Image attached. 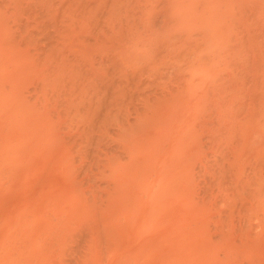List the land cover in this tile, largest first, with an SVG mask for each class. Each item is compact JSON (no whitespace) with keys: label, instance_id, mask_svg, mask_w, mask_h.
Masks as SVG:
<instances>
[{"label":"bare ground","instance_id":"bare-ground-1","mask_svg":"<svg viewBox=\"0 0 264 264\" xmlns=\"http://www.w3.org/2000/svg\"><path fill=\"white\" fill-rule=\"evenodd\" d=\"M1 1V0H0ZM5 1H7V0H5ZM12 1V0H11ZM11 1H10V3H8V4H11V7H12V4L13 3H15V4H18V3H20V5H25L26 4V1H28L27 2V5H26V9H27V12L26 11H24V9L21 7V8H19L18 7V5H15L16 6V8H17V10H16V12H14V11H10V9H5V8H3L4 10H5V12L6 13H9V11L10 12H13V13H10L11 15L10 16H14V13H15V16L14 17H16V14L18 13V15H21V14H19V11H21L20 13H24V15H27V16H20V17H17V18H20L19 20L18 19H12V18H10L8 15L9 14H4V16L3 17H5L4 19H12L13 21L14 20H18V26L17 25H14L13 23L14 22H11V24H13L14 25V27L16 26V28L17 27H19L20 28V33H15V32H13V33H10L11 32V30H10V28H9V25H11L10 23H8L7 21H6V23H8V26L6 27V23H5V25H3V24H1L2 22H5V21H1L2 19V17H0V24L2 25V26H5V28H9L8 30L10 31V32H7L6 30H5V28H3V27H1L0 28V30H2V29H4L5 30V32H7V33H5V32H1V33H5L4 35H2L1 33H0V43H1V45H5V46H1L0 48V55L2 56H0V60H1V58H3L2 60H4V61H6V60H9L8 61V63L7 62H3L2 60L0 61V63H2L0 66V68H4V66L6 65L7 66V68H10L9 67V64L11 65V64H13V61H16V60H13L14 58H18V62H19V66H21L20 64H26V63H28V62H24V61H26V60H28L29 61V57H30V59H32V57L31 56H28V55H30V53L33 51V53H31V55L32 54H34V52H36V54H34V55H32V56H35L32 60H30L31 62H29L30 64H37V65H35L36 67L35 68H37L38 66H39V68L37 69V70H35V72H34V75H32V77H34L33 78V80H36V82H34L33 80L32 81H30V79H31V76H29V78L30 79H28V81H30L31 83H29V84H25V83H27L28 81L26 80V79H24L25 78V76H26V78H28V75H26V74H24V73H27L28 72V70H26L27 72H25L24 70H22L23 72H21L20 70H18L19 68H21V69H25L26 67H28V69H29V67L32 69V65H26V67L25 68H23V67H18V68H16V70H14L15 68H14V66L12 67V69L10 68V69H7V70H10L9 72L6 70L5 71V73L3 72H1L2 73V76L0 77V87L3 89V88H5L7 91H9V89L11 88V89H13V90H10L11 92H7L8 94L9 93H11V94H13V95H15V94H17L16 96H11L10 94L8 95V96H5L7 93L5 92L6 90L4 89V90H2L1 89V91H0V103H5V104H0V105H2L3 106V108L2 109H0V115L1 116H3L4 115V117H2V118H0L1 119V121H0V123L1 122H3L0 126V140H2V142H0V156H4L5 157V154H6V156H8L7 155V153H9V151L11 152V151H13L14 152V154H11L12 156L10 157L11 159H9V157H5L6 159H8V160H10V161H6L5 163L6 164H2V163H0V166H1V168H0V171L1 170H3V171H5V169H7L8 170V172L6 171L5 172V174L7 173V174H10L9 173V171L11 172V171H14L15 169H17V171H19V173L21 174V175H23L22 173H24V172H26V171H24V172H20V170L18 169V168H20V166L22 165L21 163L23 162V161H25L26 162V160H31L32 161V163H33V158H31V156H30V154H28V153H30V152H35V150H37V149H35L34 150V148H38V151H40V152H42L41 150H39L40 148L38 147L39 146V144H40V146L42 145L44 148H42V146H41V148H42V150L45 152V153H42V154H46L47 155V157H46V155L44 156V157H46V159L48 158V160L49 161H47L46 160V162H45V160L43 161V162H45V163H47V162H49L50 163V165H52V166H56V168H58L59 169V171H65L66 172V174H64L63 176L64 177H69L70 176V174H68L67 175V173H71V172H69L70 170L74 173V175L73 176H71L72 178H74L73 180H72V178H71V184L72 183H75V182H77V181H81V180H83L82 182H84V181H86L85 182V185H86V183L88 184L90 181H93V180H99V179H95V178H97V177H100V176H105L106 177V180H107V184H106V187L108 186V184H111V187H109V188H112L111 190H108V189H105L104 188V186L103 185H105L103 182H102V180H101V182H96V181H93L92 183H95L96 182V185H98V183H102V186H97V187H94L93 186V189L94 188H98V189H104L103 191H108V192H110L111 193V191H113V193H114V195H115V199L117 198L118 199V197H119V201H121V203H119V201H117V202H114V203H119V206H122V207H120V208H123V209H127V210H125L126 212H128V211H130V207L132 208V210L130 211V212H128V213H131V212H135V210H138V209H141V208H134V207H138V206H140V205H137V206H134L133 207V204H134V202H136L134 205H136L137 204V202H141L139 199H140V193H145L146 191L145 190H147V189H144V188H149L150 186H145V185H148L150 182H148L147 181V179H148V177H149V175H154V174H151V173H157L158 175H156V176H158L159 178H160V180H159V178H157V180L158 181H152L151 183V185H152V187H155V189H156V186H154L153 184H155L156 182H158V184L160 183V185H158V184H156L157 185V188H161L160 186H164V184H165V182H166V184L168 183V185L169 186H173L172 184L173 183H176V184H174V185H180V184H177V182H183V181H181L182 179L181 178H183V177H181V175H180V179L177 181V182H174V181H176L177 180V177H176V180L174 179V177H175V175H173V177H171V175H170V168H169V166H168V160H167V155H169V153L167 154V153H165V152H163L162 151V149L160 148V147H166V146H169L170 145V143H172V145H173V147H174V145H175V147H176V145H177V143L178 142H180L181 140H183L184 141V137H183V132L185 131H179V132H177L178 130L176 129V130H174V131H172V133L170 134V133H168L167 134V131L168 130H172V129H174V128H172V123H176V120H175V122H173L174 120L173 119H177L176 117L178 116L177 115V113L178 112H180V111H178L179 110V108H181V107H179V106H181V104H180V102L181 103H184V102H182V98H185L184 100H189L191 97H193V95H197L196 93L199 91L198 89H195V88H198V86H206L207 87V89H209L210 87V85H212V84H210V85H208V83H206V85H203L204 84V82L207 80L206 78H209V79H211V76L213 77V78H216L217 79V77H215V75H213V70H210L211 69V67H210V69L209 68H207L206 69V67H207V63H205V62H208V63H210V62H212V60H214L213 59V55H211L213 52H215L216 50V48L214 49V48H212V49H214V51L213 52H211V54H208V55H211V61H205L207 58L205 57V56H208L207 55V53H206V55L204 56L205 58V60H204V63L206 64V65H199V67H195L194 69H198V73H199V79H196V80H193L191 77H189V76H194V77H196V75L198 74L197 73V71H195L194 69L192 70V69H190V67H194V66H196V65H194V64H197L198 63V61H195V63H193L192 64V61H194L193 59L195 58V56H189L190 55V53H188L189 55H187V57H190V58H186L187 60L189 59L190 60V64L188 65V63H186V62H184L185 64H184V66H186V67H188V69H190L189 71H191L190 72V74H192V75H189V71H188V69H182L181 67H184L183 65H180L179 63H178V61L176 60V58H177V56H179V54L180 53H183L184 52V49L185 50H190L191 49V47L193 46V50L192 51H190V52H192V54H194L195 52H196V50L198 51L199 50V52L200 53H202V51H201V49L202 50H204V52L205 51H208V48H211V47H209V45L208 44H206V43H208V42H205L204 41V39L205 40H207L206 38H202L200 35L202 34V35H206V34H209V33H211V34H213V36H211L210 34H209V36L208 35H206V36H208V39L210 38V37H214V38H221V34H219V37H217L218 35H214V34H216V33H219V32H216V31H219L218 29H222V28H224L225 26L224 25H221L220 23H219V21H216V20H218V17L222 14V16H223V18L225 17L224 15H223V13H221L220 14V12L219 11H224V9H223V7L221 6V8L220 7H218V13L217 14H219V16L217 15V18H215V19H213V21H216V22H218L220 25H212L214 22L213 21H211V16H216V15H208V14H210L209 12H208V14H205V13H207V7L205 8L206 9V12H204V10L205 9H203V7H199V5H197V6H194L196 3H195V1H198V3H201L202 1H199V0H195V1H191V0H188V4L190 3V6L191 5H193V6H188L190 9L191 8H193V9H195V8H201L202 10H203V12L202 11H198V12H195V13H193V10L191 11V13H193L192 15L196 18L197 16H200V13H203V14H205L206 16H208V17H204V16H201V18L202 19H208V20H210V22L211 23H209L208 22V20H206V23H208V26H209V24L211 25V26H209V28H211V29H214V28H216V27H218V28H216L217 30L216 31H214V32H216V33H214L213 32V30H211L212 32H210V29L209 28H207L206 26H197L198 24H200L201 23V21H205V20H200V22L199 23H197V21H199L198 20V18L199 17H197L196 19H194L193 17H190V19H188V21H190L191 20V18H193V20H197V21H195L196 23H197V25H196V23L194 22V21H191V22H188L187 24H188V26L190 25V28L188 29V30H191V29H193L192 28V25L193 24H189V23H195L194 25H193V27H195L196 26V29H195V31L197 30V29H199V28H205V31H206V29H208L207 31H208V33H203V31L202 30H204V28L203 29H201V30H198V31H202V33H199L200 35H197V34H193V37L195 38V40L196 39H198V37H201V39H199V40H197L195 43H193V42H187V43H189V44H186V45H188L189 47H187V48H185V46H184V49H182L181 47L185 44V43H180V45L179 44H177V42H181V40H183V38H182V36H178V35H180L179 33H178V30L179 29H183L184 27H182V28H179V29H175L174 27H173V25H171V23L174 21V20H171V19H173L172 18V16H173V14H175L176 12H174L173 14H172V16L170 15V13L169 14H167V13H162V12H164L165 10H162L161 8H158V7H160V6H163V4L162 5H160V6H158V7H156L155 9L154 8H152V7H150L151 5H149L150 3H148L147 2V4H148V6L151 8V9H154V11H152V13H150V15L148 16L147 15V13L149 12V8H148V12H146V8L147 7H145V5H147V4H145L144 5V3H143V0H24V2H25V4H24V2H23V0H17V2L16 1H14L13 0V2L11 3ZM19 1V2H18ZM148 1H150L151 3H152V1L153 0H148ZM167 1H173V0H167ZM176 1H179V0H176ZM208 1V0H207ZM206 0H204L203 2H207ZM211 3H214L215 1H211V0H209ZM217 1V6H220L221 4H223L224 2H226V4H224V5H226V9H228V7L230 8V7H232L231 6V4L233 5H236V4H238L237 2H235V1H239V0H235V1H231V2H235V3H230V6L229 5H227L229 2H227L226 0H223V3H221L220 2V4L218 5V2H219V0H216ZM230 1V0H229ZM246 2L247 1H249L248 3H250V0H245ZM4 1L2 0L1 1V4L3 3ZM145 2V1H144ZM165 2V1H164ZM173 2H175V1H173ZM180 2H183V1H180ZM186 2V1H185ZM191 2H194V3H191ZM202 2V3H203ZM7 2H4V4H6ZM146 3V2H145ZM169 3V5H171L172 3H170V2H166V4H168ZM179 3V2H178ZM201 3V4H202ZM216 3V2H215ZM248 3H245L244 2V5L246 6ZM255 3V2H254ZM253 3V4H254ZM156 4H157V2H156ZM176 4L177 3H175V6H176ZM181 5H183V7H186V8H188L187 6H185L183 3H180ZM187 4V5H188ZM208 4H210V3H208L207 2V4L206 5H208ZM257 4H258V2H257ZM168 5V6H169ZM181 5L179 6V5H177L176 7H181ZM233 5V6H234ZM244 5H238V6H241L240 8H242V9H240V8H238V6L236 5V7L238 8V10L234 7L233 8V10H231V11H235V12H233L234 13V15H238V13H239V11H243L245 14H247V16L246 15H244L243 13H242V15H238V18H241V16L243 17V15L244 16H246L247 18H250V15H248V14H250V13H248V11L249 10H246V9H244ZM250 5H252V4H249L248 5V7L250 6ZM2 7H4L3 5H1ZM165 6H167V5H165ZM174 6V5H173ZM202 6H204L205 7V3H204V5H202ZM212 6H213V4H212ZM2 7H0V8H2ZM10 6H6V8H11ZM214 8H213V10L215 11L216 10V6L214 5L213 6ZM254 7H258V6H256V4L254 5ZM18 8H19V11H18ZM165 8H167V7H165ZM171 8V7H170ZM185 8V9H186ZM12 9H14V8H12ZM156 9H159V10H156ZM174 9V8H173ZM176 9H178V8H176ZM180 9H182V8H180ZM201 9H197V10H201ZM219 9H223V10H219ZM240 9V10H239ZM246 10V11H244V10ZM249 9L251 10V13L252 12H254L255 11V9L253 10L252 9V6L251 7H249ZM6 10H9V11H6ZM15 10V9H14ZM230 10V9H229ZM226 11V12H228V14H231V12L230 11ZM171 11H173V10H171ZM176 11H179V10H176ZM183 11H185V12H188V11H186V10H183ZM208 11H210V10H208ZM237 11V12H236ZM167 12H168V10H167ZM213 12V11H212ZM179 13H181V12H179ZM184 13V12H183ZM215 13H216V11H215ZM214 13V14H215ZM225 13V12H224ZM241 13V12H240ZM225 14H227V13H225ZM0 15H1V12H0ZM5 15H7V16H5ZM185 15H187V17L190 15V16H192L191 14H185ZM232 15V14H231ZM234 15H232V18H234ZM254 15V14H253ZM161 16H162V18H161ZM228 16L229 15H227L226 16V18L225 19H227L228 18ZM8 17V18H7ZM26 17V18H25ZM175 17V16H174ZM178 17V16H177ZM184 17H186V16H184ZM213 17V18H214ZM148 18V19H147ZM161 18V19H160ZM171 18V19H170ZM222 18V17H221ZM222 18V19H223ZM247 18H241V19H244V20H246ZM3 19V20H4ZM179 19V18H178ZM177 18H175V20H178ZM182 19V18H181ZM200 19V18H199ZM148 20H150L149 21V26H150V28H155V30L153 31L152 30V32H150L149 30H147L146 29V24H148L147 22H148ZM183 20H186V19H183ZM182 20V21H183ZM229 20H233V19H231V17L228 19V20H224L223 19V21H226L228 24L227 25H229L230 26V22H229ZM9 21V20H8ZM147 21V22H146ZM179 21V20H178ZM181 20L179 21V22H182ZM223 21H221V22H223ZM234 21V20H233ZM238 21V20H237ZM237 21H234V23H233V25H236V24H239L238 22H240V21H242V20H239L238 22ZM16 22V21H15ZM215 22V23H216ZM237 22V23H236ZM175 23H178V22H174L173 24H175ZM184 23H186V21L184 22L183 21V23L182 24H184ZM206 23L205 24H203V25H206ZM182 24H178L179 26L178 27H180V26H182ZM223 24V23H222ZM146 25V26H145ZM226 25V24H225ZM175 26V25H174ZM183 26H185V25H183ZM219 26H222V28H220ZM148 27V26H147ZM177 27V28H178ZM230 27H232V26H230ZM235 27H237V26H234L233 28L234 29H236ZM15 28V29H16ZM187 28V27H186ZM238 28V27H237ZM11 29H13V31H15V29L13 28V26H11ZM18 29V28H17ZM225 29H226V27H225ZM175 30H176V32L177 33H174L175 32ZM18 31V30H17ZM204 31V32H205ZM206 31V32H207ZM224 31V30H223ZM223 31H222V33H223ZM19 32V31H18ZM179 32H181L182 34L181 35H183V32L182 31H180L179 30ZM185 32H188V31H185ZM191 32H193V31H189V33H190V36H187V37H191V35H192V33ZM188 33V34H189ZM197 33V32H196ZM231 33V32H230ZM39 34V35H38ZM176 34H178V35H176ZM238 34V33H237ZM21 35V36H20ZM174 35H176V37H180V39H177V38H174ZM194 35H196V36H194ZM231 35V34H230ZM236 35V34H235ZM239 35V34H238ZM19 36L21 37L20 39H19ZM198 36V37H197ZM206 36H204V37H206ZM232 36H234V35H232ZM185 38L184 39H187V37L186 36H184ZM236 37V36H235ZM182 38V39H181ZM226 38V37H225ZM224 38V39H225ZM239 38V37H238ZM223 39V40H224ZM228 39V38H227ZM233 38H230L229 40H232ZM236 39V38H235ZM177 40H179V41H177ZM191 40H194V39H191ZM191 40H188V41H191ZM194 40V41H195ZM200 40H203L204 42H205V46L203 45L204 44V42L203 43H201L200 45L202 46V47H199L200 45H197V44H199L200 42H198V41H200ZM176 41V42H175ZM184 41V40H183ZM216 41H218V40H216ZM235 41V40H234ZM220 42V40L217 42V43H219ZM196 44V45H193V44ZM23 44H27L28 45V47H29V51H28V53L29 54H26L25 55V52H27V51H25V52H23L24 51V49L22 50V49H20V50H18V49H16L17 47H19V48H22V46H24ZM222 44H220V46H221ZM7 46V51L9 52L10 50H13V52H15V51H19V53H22V54H24V56L23 57H25V56H28V58L27 57H25V59L26 60H23L22 59V62L19 60L20 58L19 57H21V58H23L22 56H19V54L18 55H16V53H15V57L13 58L12 56L14 55L12 52H9L10 53V55H6L7 53H5L6 51L5 50H3L5 47ZM198 46V47H197ZM211 46V45H210ZM195 47H197V48H195ZM217 56L219 57L218 59H221L220 58V56L219 55H221V50H222V48L221 47H219V45H217ZM225 47V46H224ZM3 48V49H2ZM13 48H15V49H13ZM24 48H26V46H24ZM188 48H190V49H188ZM206 48H207V50H206ZM219 48L221 49V50H219ZM236 48H238V47H236ZM27 49V48H26ZM194 49H196L195 51H194ZM226 49V48H225ZM15 50V51H14ZM28 50V49H27ZM31 50V51H30ZM238 50L239 49H237V52H236V50H235V48L233 47V52H235V53H237L238 54ZM194 51V52H193ZM210 51V50H209ZM227 51H231V50H227ZM186 52H188V51H186ZM225 52V51H224ZM233 52H232V54L230 55L231 56V58H233ZM5 53V54H4ZM219 53V54H218ZM185 54V53H184ZM184 54H181V55H183L184 56ZM204 54V53H203ZM215 54V53H214ZM3 55H5V56H7V57H9V59L6 57V59L4 58L5 56H3ZM21 55V54H20ZM195 55L196 56H200V57H196L198 60H200L201 59V54H199V53H195ZM17 56H19V57H17ZM222 56V55H221ZM226 56V55H225ZM225 56L223 57V59L225 58ZM238 56V55H237ZM12 57V58H11ZM180 57H182V56H179L178 58H179V60H181L180 59ZM192 58V59H191ZM227 58V57H226ZM225 58V59H226ZM230 58V57H229ZM228 58V59H229ZM234 58L235 59H237V61H238V59L239 58H237L236 56H234ZM11 60H13V61H11ZM174 60V61H173ZM187 60H185V61H187ZM192 60V61H191ZM203 60V58L200 60V61H202ZM208 60V59H207ZM216 61H217V59H215ZM199 61V62H200ZM216 61H213V62H216ZM228 62H231V61H229V60H227ZM232 61H234V60H232ZM18 62H15V63H18ZM32 62H35V63H32ZM174 62H177L176 64H179V65H176L177 67L178 66H181V67H179V68H177L178 70H181V71H183V73L184 74H186L187 72H188V74L187 75H189V76H187V75H185L186 77H189L190 79L189 80H191L192 79V81L193 82H191V85L189 84V81L187 80L188 78H184V77H182L180 74H182V73H180V74H178V76H181L183 79H186V80H184L185 81V83H188L189 84V86H193V87H190V89H191V91L192 92H190V95H189V93H188V90H190V89H188L189 87L187 86V84H185V86L181 83L182 81H176V82H174V84H177L178 85V83L180 84L179 86H183L182 87V89H186L187 91H182L180 88H179V86H177V85H174V84H172V82L170 83V81H168L169 80V78L171 77L170 76V74L168 73L169 71H171V70H174V69H172V68H174L175 67V64H173ZM179 62H181V61H179ZM183 62V61H182ZM219 62V61H218ZM221 62V61H220ZM227 62V63H228ZM6 63V64H5ZM170 63H172L173 65H174V67H170L172 64H170ZM202 63V62H201ZM232 63V62H231ZM234 63V64H233ZM232 64L234 65V66H232V68L234 69L235 68V70H237L236 68H238V64L239 63H235V62H233ZM182 64V63H181ZM187 64V65H186ZM198 64H200V63H198ZM232 64H230V65H232ZM235 64H237V65H235ZM14 65V64H13ZM15 65H18V64H15ZM172 65V66H173ZM193 65V66H192ZM211 65H214V66H212V67H216V68H219V67H217V66H215V64H211ZM227 65V64H226ZM229 65V64H228ZM5 66V67H6ZM190 66V67H189ZM198 66V65H197ZM204 66V67H203ZM208 66H210L209 64H208ZM235 66H237V67H235ZM170 67V69H168ZM201 67L203 68V69H201ZM181 68V69H180ZM215 68V69H216ZM221 69H222V67H220ZM226 68H227V66H226ZM177 69H175V70H177ZM229 69H231V68H229ZM233 69H231V71H234ZM1 70V69H0ZM11 70H12V72H11ZM167 70H169L168 72H167ZM175 70L173 71V74H175ZM203 71V70H205V72H206V70H207V73H208V75L210 76V77H206V76H204V74L205 73H203V74H201L200 75V73H202L201 71ZM217 70V69H216ZM20 71V72H19ZM33 71V70H32ZM209 71H211V72H209ZM220 71V70H219ZM219 71H217L218 73H216V75L217 74H220L219 73ZM226 71H228V73H232V72H230V70H226ZM14 72H16V73H14ZM18 72H19V75H16V74H18ZM176 72H178V71H176ZM192 72H195L194 74L192 73ZM223 72H225V70H223ZM237 72H239V71H237ZM0 73V74H1ZM6 73H11V74H13L14 73V75L16 76H10V75H8V74H6ZM23 73V74H22ZM172 73V72H171ZM207 73H206V75H207ZM236 73V71H234L233 72V74H232V76H234V74ZM30 74V73H29ZM169 74V75H168ZM230 74H227L228 76H230ZM236 74H238V73H236ZM8 75V76H7ZM23 75H25L24 77H22ZM167 75L169 76L168 78H167ZM177 74H175V75H172L173 77H175ZM239 75V74H238ZM238 75H235V77L236 76H238ZM204 76V77H203ZM4 77V78H3ZM5 77L7 78L6 80V83L4 84V82H5ZM9 77H15V78H12V80H10V78ZM181 77H179V79L181 78ZM203 77V78H202ZM219 77V76H218ZM241 77V76H240ZM177 78V77H176ZM196 78H198V76L196 77ZM231 79L233 78V77H230ZM237 78H239V77H237ZM167 79V80H166ZM171 79V78H170ZM183 79H180V80H183ZM200 79H206L204 82H202V81H199ZM216 79H215V81H216ZM219 79V78H218ZM220 79L222 80V78L220 77ZM219 79V80H220ZM226 79V78H225ZM231 79H229V80H227L228 82H229V84H227V85H230V80ZM9 80V81H8ZM171 80H173V78L171 79ZM175 80V79H174ZM232 80H236V79H232ZM16 82V83H13V82ZM194 81H196V82H194ZM7 82H9V83H7ZM32 82H34V83H32ZM199 82H201L200 84H198ZM208 82H210V83H213V81L211 82V80H209ZM220 83H221V81H219ZM13 83V84H12ZM17 83H19L18 85H16ZM21 83V84H20ZM192 83H194V85H192ZM224 83H226V82H224ZM237 83V82H236ZM236 83L234 82H231V84L232 85H235V86H237L236 85ZM2 84V85H1ZM8 84V85H7ZM31 84V85H30ZM32 84H35V85H32ZM216 84H217V81H216ZM219 84V83H218ZM239 84V83H238ZM4 85H7V86H4ZM10 85L12 86V87H10ZM13 85H14V87H13ZM21 85V86H20ZM24 85H28V88H30V89H28V88H24L25 86ZM196 85H198L197 87H194V86H196ZM18 86H20L19 87V89H26V90H28V91H30V90H33L34 91V95L33 94H31V93H33V92H29V94L30 95H28V94H25V95H27V96H24L23 95V93H25L24 91H21V90H18V93H17V91H16V89H18V88H15V87H18ZM29 86H33V88L32 87H29ZM224 86V85H223ZM7 87V88H6ZM21 87H23V88H21ZM27 87V86H26ZM184 87H186V88H184ZM206 87H201L202 89L203 88H205V90H206ZM212 87V86H211ZM217 87H218V85H217ZM221 87V89H223L222 91H224L225 90V88H223L222 86H220ZM227 87V86H226ZM233 86H229L228 87V89L229 88H232ZM15 88V89H14ZM194 89V91H193V89ZM212 88H214V89H212L213 91L216 89L215 88V86L214 87H212ZM202 89H200V90H202ZM180 90H181V92L182 93H179L180 92ZM198 90V91H197ZM217 90V89H216ZM218 90H219V88H218ZM2 91H4V93H1ZM12 91H14V92H12ZM211 90H208V91H204V90H202V92H204V93H201L202 95H198L197 97H198V99L196 98V100H200V97L199 96H202V97H204V98H207L210 94H211V92H210ZM219 91H221V90H219ZM230 91H231V89H230ZM230 91H224L225 92V96H228V93H226V92H229V94L231 93ZM233 91V90H232ZM183 92H186V93H183ZM193 92H196V93H193ZM209 93V95H206V93ZM20 93H22V95L20 94ZM192 93V94H191ZM216 93H218L217 91L215 92V94ZM238 93V92H237ZM4 94V95H3ZM182 94H184L185 95V97L183 96H181ZM198 94H200L199 92H198ZM213 94V93H212ZM221 94V93H220ZM220 94H218L219 96H217V97H220L221 95ZM186 95H187V97H186ZM9 96H11V97H9ZM210 96H213V95H210ZM231 96H233V95H231ZM35 98V101H32L34 98ZM196 97V96H195ZM217 97H215V99H216V102H218V101H220V100H222V98H223V94H222V98H220V99H218ZM13 99V100H10V101H8L9 99ZM15 98V99H14ZM212 98V99H211ZM213 98L214 97H209V98H207L206 100V104H204V103H202V105H200V103L198 102V103H196L195 101L196 100H194V102H191V103H196L197 104V106L199 107V106H201L202 108H204V109H206V105H208L207 103H209V102H211L210 101V99L211 100H213ZM8 99V100H7ZM214 99V100H215ZM229 100H231L230 98H228ZM4 100H7V101H5L4 102ZM191 100H192V98H191ZM202 100H203V98H202ZM209 100V101H208ZM214 100H213V102H214ZM12 101V102H11ZM201 101V100H200ZM203 101H205V99L203 100ZM203 101H201V102H203ZM225 101H228V100H226V98H225ZM223 102V101H220V103H224V104H220V106L221 107H226L227 106V108H226V110H229V111H233V110H236V109H238L237 107L234 109H228V105L226 104V102ZM233 102H234V100H232ZM213 102H211V103H213ZM229 102V101H228ZM40 103V104H39ZM230 103H232L231 101H230ZM230 103H228V104H230ZM15 104V105H14ZM39 104V105H38ZM185 104V103H184ZM184 104H183V107L182 108H186L185 106H187V105H185L184 106ZM203 104L205 105V106H203ZM216 104V103H215ZM219 104V103H218ZM192 105V104H191ZM232 105H233V103L231 104V108H232ZM6 106H7V109H9V111H7L5 108H6ZM10 106V107H9ZM208 106H211V109H212V106H213V104L212 105H208ZM207 106V107H208ZM218 106V105H217ZM234 106H235V104H234ZM9 107V108H8ZM194 107V106H193ZM16 108H18V109H16ZM188 109H189V106L187 107ZM195 109H196V107H194ZM196 109V110H200L199 112H198V114H201V113H204L203 111V109ZM210 108V107H209ZM208 108V109H209ZM42 110V111H40V113L38 112L39 110ZM190 109H192V108H190ZM218 109V111H219V113H218V111L217 112H215V109H212V112L214 111L215 113H216V115H212V114H214V113H210V115H211V117H214V118H216V117H218V118H216V120H219V119H221V117H223V116H225L227 113L229 114V112H226V110L224 109L223 110V112L221 111L222 110V108H217ZM220 109V110H219ZM1 110H3V112H1ZM239 110V109H238ZM7 111V112H6ZM183 111H185V109H182V112ZM202 111V112H201ZM207 111L208 110H206V113H207ZM221 111V112H220ZM188 112H190V111H188L187 110V112L185 113V114H187ZM210 112V111H209ZM224 112H226V113H224ZM233 112H235V111H233ZM232 112V113H233ZM192 113H194V114H191V116L193 117H196V115H195V112H193V109H192ZM220 113H224L223 115H221ZM197 114V118H192V120L191 119H189V121H192V123L193 122H195L196 123V121H197V119L199 120V119H203V117H202V115L199 117V115ZM220 114V115H219ZM239 111L237 112V114L236 115H231V116H234V117H239ZM26 115V116H25ZM177 115V116H176ZM205 115H208V113L207 114H205L204 113V115L203 116H205ZM27 116H29V117H27ZM209 116V115H208ZM220 116V117H219ZM227 116H229L230 117V115H227ZM19 117V118H18ZM25 117L28 119H25ZM31 117V118H30ZM181 117V116H180ZM180 117H179V119H180ZM184 118L186 117V116H183ZM188 117V116H187ZM229 117H224L223 119H226L225 120V122H228V121H232L233 120V118L234 117H232V118H229ZM33 118V119H32ZM41 118H43V119H41ZM204 118H206L207 119V117H204ZM210 118V117H209ZM227 118H229V120H227ZM5 119V120H4ZM21 119V120H20ZM22 119H25V120H27L28 122L29 121H31L30 123H27V121L25 122V120H24V122H23V120ZM182 120H184L183 118H181ZM180 119V120H181ZM187 121H188V119L187 118H185ZM194 119H196L195 121H193ZM201 119V120H202ZM232 119V120H231ZM17 120H19L20 121V123H22L23 122V124H18L19 122L17 121ZM222 120V119H221ZM236 120H238L239 121V118L238 119H236L235 118V120H233V122H229V125L231 124V123H234V124H237V127H235L236 125H233V124H231V125H233V126H231L230 125V127L229 128H226V127H228L229 125H225V123H218V124H216L217 125V127H212V129L214 128V129H216V128H218V126L220 127V126H224V128H225V130H227V129H229V130H227V131H233L234 129H232L231 130V128H237L238 130L237 131H240L241 132V129H239L238 127H239V125L238 124H240V122H238V121H236ZM5 121V122H4ZM18 123H17V122ZM34 121H36L35 122V124L36 125H33L34 124ZM39 121H41V122H39ZM179 121V120H178ZM185 121V120H184ZM184 121H182V122H184ZM187 121H185L183 124H187V126H189L190 124L187 122ZM200 121V120H199ZM206 122L205 124H204V122ZM203 121H201V122H203L202 124L200 123V125H202V126H204L205 125V128H206V124H208V126L209 125H212L213 124V122H211L212 124H210V123H207L209 120H207V121H205V120H203ZM210 121H213V120H210ZM11 122V123H10ZM8 123V124H7ZM26 123L27 124H29V125H26ZM178 123H181V121L180 122H177L176 123V125L178 124ZM199 123V122H198ZM197 123V124H198ZM215 123H217V122H215ZM5 124V125H4ZM15 124H17V126H15ZM32 124V125H31ZM4 125V126H3ZM25 126V129L23 128V127H21V126ZM45 125H47L48 126V128H46V126ZM200 125H198V126H196L195 128L192 126V127H185V129L186 130H188V129H192V130H195V129H200L201 130V128L202 127H200ZM215 125V124H214ZM215 125V126H216ZM7 128H6V127ZM12 126H15V129H14V127H12ZM18 126H19V128H18ZM26 126H27V128H28V130H26ZM30 126V127H29ZM32 126H34V128L32 127ZM173 126H175V125H173ZM178 126H180V127H184V126H181V125H177V128H179ZM2 127L4 128V130H2ZM19 129V130H17V128ZM43 127H44V129H43ZM197 127H199V128H197ZM10 128H13V129H11V133H13V132H15V130L16 131H18V133L20 132V129H21V136L23 137V141L25 142L26 140H27V142H25V143H27V144H29V142H30V144H32V141L34 140L33 138H35V137H37V138H35V140L34 141H36V142H34V144L36 145V147L34 146V145H32V146H34L33 147V150H30L32 147H30V149H29V146H31L30 144H29V146H22V148H24V150L22 149V148H20L21 146H19L20 145V143L21 144H24V142H21L20 141V143L18 144V146L17 147H14L15 145H17L16 143H18V135L17 136H14L15 137V139L11 136L12 134L11 133H9L10 132V130H8V129H10ZM32 128L33 130H35V128H36V130L35 131H33L32 129L30 130V129ZM182 128H180V129H182ZM221 128V127H220ZM220 128H218L219 130H220ZM241 128V127H240ZM7 131H6V130ZM46 129H47V131H46ZM208 128H206V130H207ZM213 129V131H216V133H218L219 134V136L221 135L220 133H221V131H222V129L220 130V131H218V130H214ZM13 130V131H12ZM26 131L27 133H25V132H23V131ZM43 130H45V132H43ZM170 130V131H171ZM198 130H196L198 133H196V131L194 132V133H196L195 135L196 136H198V138H199V136L202 134V132H201V134L199 133L200 131H198ZM204 130V129H203ZM205 130V131H206ZM5 131V132H4ZM31 131H33L32 133H33V135H32V133H30ZM170 131H168V132H170ZM204 131V132H205ZM237 131H235V132H237ZM29 132V133H28ZM186 132V131H185ZM184 132V133H185ZM191 132H193V131H187V133H191ZM223 133H225L224 134V136L226 137V139L225 140H227V137H230V134L231 133H228V132H225V131H222ZM235 132H233V134H231V137H232V139L230 138V139H228V140H230V142H227V144H224L223 145V147H227V145L229 146V144H232V142L231 141H233L234 140V137H237L238 135H235V134H238V133H235ZM5 133H6V135H7V137H6V135H5ZM27 134V136L25 135V134ZM194 133H192V135H191V137H193V135H194ZM211 132H210V130H209V135H213L214 133H212V134H210ZM8 134H9V136H8ZM36 134V135H35ZM51 134V135H50ZM217 134V135H218ZM226 134H227V136H226ZM239 134H241V133H239ZM23 135H25V136H23ZM29 135H31L32 137H29ZM185 135V134H184ZM214 135H216V134H214ZM232 135H235V136H232ZM185 136H187V137H185L186 138V140H187V138H188V135H185ZM240 137H241V135H239ZM3 137V138H2ZM6 137V138H5ZM42 137H45V138H42ZM190 137V136H189ZM190 137V138H191ZM201 137V136H200ZM207 137H208V135H207ZM209 137H211V136H209ZM240 137H238L239 139H237V140H234V141H237V143L239 144V142H238V140H242V141H244L243 139L244 138H240ZM33 139L32 141H30L31 139ZM41 138H42V140H41ZM212 138H213V140H215V141H218V142H224V137L221 139L222 141H220V138H218V140L215 138V136H212ZM3 139H5V140H3ZM9 139V140H8ZM10 139H13V140H11V142H6L7 140L8 141H10ZM29 139V140H28ZM192 139V138H191ZM193 139H195V138H193ZM200 139H204L205 140V137L204 138H200ZM17 140V141H16ZM180 140V141H179ZM185 140V141H186ZM210 139L209 138H207L206 139V141H207V143H209L210 144V142H208ZM241 140H240V142H241ZM16 141V142H15ZM165 141V142H164ZM184 141V142H185ZM193 141H195V142H197L196 140H193ZM205 141V142H206ZM4 142H6V143H8V144H5ZM14 142H15V145H13L14 144ZM166 143L167 145H162V143ZM184 142H180L179 144H181V143H184ZM187 142H188V140H187ZM186 142V143H187ZM204 142V141H203ZM204 142V143H205ZM226 142H224V143H226ZM2 143H4L5 145H9V146H6L7 148H5V145H3ZM163 143V144H164ZM175 143V144H174ZM198 144L197 145H199V143L200 142H197ZM242 143H244V142H242ZM10 144L12 145V146H10ZM43 144H45V145H43ZM169 144V145H168ZM178 144V145H179ZM185 144V143H184ZM195 144V143H194ZM215 144V143H214ZM235 145H238V144H236V143H234ZM4 147H3V146ZM177 145V150H179L180 151V149H181V146H178ZM200 145H204L203 147H204V149H205V144H203V143H201ZM213 145V144H212ZM211 144H210V146H212ZM240 145V144H239ZM242 145V144H241ZM240 145V146H241ZM220 146H221V144H220ZM230 146H232L233 148H237V147H235V146H233V145H230ZM227 147V148H229L228 149V152H230L231 151V147ZM13 147V148H12ZM26 147L29 149V150H27L26 149ZM175 147L173 148L174 150H175ZM179 147V148H178ZM198 147V146H197ZM222 147V148H223ZM239 147V146H238ZM14 148H16V149H18V150H16V149H14ZM171 148V147H170ZM184 148V147H183ZM200 148H201V146H200ZM208 148L209 149H206L207 151L208 150H210V151H215L216 149H218L217 147H211L213 150H211L210 149V147H209V145H208ZM216 148V149H215ZM3 149V150H2ZM8 149H10V150H8ZM14 149V150H13ZM21 149L23 150V152H24V154L27 152V154L29 155H27V156H24V158H22L23 156L22 155H20L21 156V159H25V160H22L21 161V159H19L18 160V158L20 157V156H18V152L20 151L21 153H23L22 151H21ZM224 149V148H223ZM222 149V150H223ZM226 149V148H225ZM239 149V148H238ZM45 150H47V151H45ZM168 149H166V151H167ZM173 150V151H174ZM201 150V149H200ZM220 151H221V149H219ZM2 151L4 152V153H2ZM7 151V152H6ZM28 151H30V152H28ZM38 151H36V152H38ZM165 151V150H164ZM173 151H171L172 153H171V155L172 154H175V153H173ZM176 151V150H175ZM203 151V150H202ZM233 151H234V149H233ZM233 151H232V154H233ZM237 150H235V152H236ZM33 153V155L34 156H32V157H37V156H41V153H39V155L37 154V153ZM169 152H170V150H169ZM216 152H217V150H216ZM215 152V153H216ZM226 152V151H225ZM224 152V153H225ZM234 152V153H235ZM17 153V154H16ZM20 153V154H21ZM164 153V154H163ZM212 154H211V158H213L212 157V155L213 154H215V153H213V152H211ZM221 153V152H220ZM223 153V152H222ZM221 153V154H222ZM9 154V155H10ZM23 154V155H24ZM32 154V153H31ZM35 154L37 155V156H35ZM162 154V155H161ZM209 154V153H208ZM216 154H218V153H216ZM229 154V153H228ZM236 154V153H235ZM16 156V158H15V156ZM210 155V154H209ZM224 155H226V154H224ZM224 155H221L220 157H219V155H215V156H218L219 158H221L222 156H224ZM230 155V154H229ZM43 156V155H42ZM172 156H174V155H172ZM234 156V155H233ZM44 157H39V158H44ZM235 157V156H234ZM238 157V156H237ZM1 158V157H0ZM17 159V161L15 160V159ZM28 158V159H27ZM39 158H37V159H39ZM210 158V159H211ZM226 158H228L227 156H224V159H226ZM236 158V157H235ZM2 159V158H1ZM6 159H4V160H6ZM45 159V158H44ZM214 159V160H213ZM211 161L214 163V162H216L217 161V159H215V157L213 158ZM12 160H14V162H15V164H14V166H12L13 165V163H11L12 162ZM202 160H204V159H202ZM216 160V161H215ZM221 161L223 160V158H221L220 159ZM227 160H230V158L229 159H227ZM233 161H234V159H232ZM232 160H230V162H233ZM2 160H0V162H1ZM20 161V163H18ZM27 161V162H28ZM41 161V162H42ZM235 161H237V159H235ZM234 161V163H236ZM35 162V161H34ZM38 162L39 161H37V164H38ZM41 162H39V166H40V163ZM159 162L160 163H162V165H161V167L159 168V169H155L156 171L155 172H153V169L154 168H151V167H154L156 164L158 165L159 164ZM224 162V161H223ZM3 163H4V161H3ZM36 163V162H35ZM44 163V164H45ZM203 163H205V161L203 162ZM229 162H227L226 161V164H224L223 166H221V165H218V167L216 168V170L218 169V171H216L215 173H218V174H220V169L222 168L223 170H221L222 171V174H220V175H222L220 178H225V176H227V182H225L226 180V178L224 179V181L223 182H225V183H221V181L219 180V182L222 184V189L224 188L223 186H225L226 185V183H228V182H236V178H234V179H230L229 180V176L231 175V174H229V176H228V174H227V172L226 171H224L225 169L224 168H226L228 165ZM234 163H230V164H234ZM26 164V163H25ZM29 164H31V163H29L28 162V164L27 165H29ZM44 164H41L42 166L44 165ZM223 164V163H222ZM229 164V167L228 168H230L232 165H230ZM2 165H3V167H2ZM6 165H8L10 168L8 169L7 168V166ZM33 165V164H32ZM49 164H46L45 166H48V167H51ZM207 165V164H206ZM210 165H211V163H210ZM225 165H227V166H225ZM234 165H236V164H234ZM240 165V164H239ZM6 166V167H5ZM41 166V167H42ZM216 166V165H215ZM25 167H27V171H28V168L30 169V171L33 169H31V167L32 166H25ZM34 167V166H33ZM40 167V168H41ZM221 167V168H220ZM234 167H238V166H234ZM234 167L232 166L231 167V173H232V169H234ZM3 168V169H2ZM12 168H15V169H12ZM36 168H38V166H36ZM54 167H51V170H53L54 171V169H53ZM156 168V167H155ZM172 168H174V166L172 165ZM208 168V167H207ZM213 168V167H212ZM41 169H44V168H41ZM46 169H47V167H46ZM69 169V170H68ZM187 169V167L185 168V170ZM209 169V168H208ZM236 169H238V168H236ZM236 169H234V170H236ZM239 169H241V168H239ZM34 170H35V168H34ZM33 170V171H34ZM39 170V169H38ZM48 170V169H47ZM68 172H67V171ZM207 170V169H206ZM255 170H257V169H254V172L253 173H255ZM16 171V172H17ZM32 171V172H33ZM36 171V170H35ZM40 171V170H39ZM162 171H164V173H162ZM176 171V170H175ZM228 171V170H227ZM32 172H29V173H32ZM44 172H46V171H44ZM49 172V171H48ZM43 173L44 175L43 176H41V174H40V176L41 177H37V175H34V176H36L37 177V179L38 178H41L40 180H39V182H36L35 181V183H34V186L36 185V184H41L42 186H43V184H42V182H44V181H46L45 179L44 180H42V178L44 177V178H54V180H56V177H45L46 176V174H49V175H53L52 173ZM54 172H56V171H54ZM211 172V171H210ZM224 172H226V174L227 175H223L224 174ZM229 172V171H228ZM240 172H243V171H240ZM27 173V172H26ZM37 173V172H36ZM39 173H41V172H39ZM173 173H175V172H173ZM178 173H180V171H178ZM233 173H234V171H233ZM245 173V172H244ZM1 174V173H0ZM57 174H62L61 172L60 173H57ZM159 174H160V176H159ZM161 174H162V176H161ZM166 174V175H165ZM199 174V173H198ZM202 174H203V172H202ZM204 174L206 175V176H203V177H206L207 178V175H208V173H206V172H204ZM239 174H241V173H236V175L237 176H239ZM263 174V173H262ZM48 175V176H49ZM54 175H56V174H54ZM184 175V174H183ZM200 175V174H199ZM249 175H250V173H249ZM256 175H260L261 176V174H259V173H257V171H256ZM256 175H253V176H256ZM6 176V175H5ZM8 176H10V175H8ZM32 176V175H31ZM165 176V177H164ZM188 176H190V174L188 175ZM209 177L211 176V175H208ZM217 176H219V175H217ZM216 176V177H217ZM259 176V177H260ZM4 177V176H3ZM11 177V176H10ZM22 177V176H21ZM28 177H30V176H28V175H26V176H24V179H22V181L23 180H26V178H28ZM33 177V176H32ZM62 177V176H61ZM63 177V178H64ZM105 177L104 178H101V179H105ZM153 177V176H152ZM163 177V178H162ZM173 178V181L171 180V181H168V180H170V179H166V178ZM186 176H184V178L183 179H185V180H187V182H186V185H187V187L191 184V183H194L195 181L197 182V180H198V178H200V177H198L197 179H195V177L193 178L192 177V179H193V182H191V179L190 178H185ZM208 177V178H209ZM232 177H235L234 176V174H232ZM231 177V178H232ZM239 177H242L243 178V176H239ZM261 177H263V178H261ZM260 178H257V177H255V178H257V179H261V181L263 182V179H264V176H261ZM2 177H1V175H0V179H1ZM7 178H9V177H5V181L7 182L8 180H9V183L11 184L12 182L11 181H13V180H11V179H14V177H12V178H10V179H8V180H6ZM16 178V177H15ZM80 178V179H79ZM154 178V177H153ZM166 179L165 181L164 180H161V179ZM217 178H219V177H217ZM219 178V179H220ZM242 178H240V179H242ZM17 179V178H16ZM16 179H14V180H16ZM19 179V178H18ZM35 178H32V180L31 181H33ZM62 178H60L59 180H61ZM93 179V180H92ZM152 178H150L149 180H151ZM188 179L190 180V182L191 183H189L188 182ZM194 179H195V181H194ZM202 179V178H201ZM210 179V181H211V178H209ZM208 179V180H209ZM216 179V178H215ZM240 179H237V180H240ZM257 179H255V181L257 182ZM2 180V179H1ZM28 180H30V179H28ZM153 180H155V179H153ZM207 180V179H206ZM205 180V181H206ZM223 180V179H222ZM231 180H233V181H231ZM16 181H18V180H16ZM22 181L20 182V183H22ZM61 181H63V180H61ZM65 181L67 182V181H69V179H65L63 182H64V184H65ZM100 181V180H99ZM148 182V184H146L147 182ZM164 181V182H163ZM203 180H201V183L202 184H204L203 182H202ZM261 181H259L260 183H258L257 182V184H260L261 186H262V182ZM4 182V181H3ZM14 182V181H13ZM82 182H81V184L79 185V187H81L82 186ZM169 182H171V183H169ZM185 182V181H184ZM214 182V181H213ZM213 182H211L212 184H214ZM218 181L216 180L215 181V183H217ZM239 182V181H238ZM0 183H1V181H0ZM18 183V185L15 187V186H12L11 188L8 186V185H10V184H7V185H5V182H4V185H5V187H2V190H4V189H6L7 187L8 188H10V190L9 189H6L5 190V193L7 192V195L6 196H12V195H15V193H16V191H18L17 192V197H19L18 198V200L20 199V196L22 197V198H24L23 197V195H20L19 196V194L20 193H22V192H19V191H21V190H19V189H17L16 190V188L18 187V186H21L20 185V183L19 182H17ZM25 183V182H24ZM30 183V182H29ZM33 183V182H32ZM58 183V182H57ZM77 183H80V182H77ZM76 183V184H77ZM92 183H89L90 184V186H92L91 184ZM217 184V185H212L214 188H216L215 186H221V184ZM240 183H241V181H240ZM15 185H16V183H14ZM26 184V183H25ZM28 184V183H27ZM67 184V183H66ZM65 184V185H66ZM161 184H163V185H161ZM207 184V183H206ZM209 184V183H208ZM223 184H225V185H223ZM244 183H241V185H238L237 184V182H236V185L237 186H239V187H242V189L243 190H245V186L243 185ZM256 184V183H255ZM1 185V184H0ZM3 185V186H4ZM49 185H50V183H49ZM68 185V184H67ZM73 185H75V184H72V185H70V187L71 186H73ZM150 185V184H149ZM182 185V184H181ZM180 185V186H181ZM193 185V186H192ZM197 185V184H196ZM198 185H201V184H198ZM197 185V186H198ZM243 185V186H242ZM245 185H250V184H245ZM264 185V184H263ZM32 185H30V187H31ZM37 186V185H36ZM42 186H40V187H42ZM45 186H47V185H45ZM50 186H52V185H50ZM58 186V185H57ZM75 186H78V185H75ZM83 186H84V184H83ZM83 186L80 188V189H82V191H79L80 189H79V187L77 188V189H75V188H72L71 189V191H72V195H77L78 196V194H75L76 192L77 193H79L80 195L79 196H81V193L83 192V190L84 191H87V188H83ZM89 186V187H90ZM192 186V188H196V186L194 185V184H191L190 186H189V188ZM202 186V185H201ZM201 186H198V188H197V190H199V188L201 187ZM210 186V185H209ZM237 186H234L235 188H237ZM252 186H254V185H252ZM28 187V186H27ZM74 187V186H73ZM102 187V188H101ZM164 187H166V188H169L167 185H165ZM228 186H225V188H227ZM233 187V188H234ZM12 188L14 189V190H12ZM20 188V187H19ZM36 188V187H35ZM35 188H33V189H35ZM51 189H54V188H52V187H50ZM49 187H48V190L50 189ZM60 188V186H58V188L57 189H55V190H58ZM65 188H67V186H65ZM172 188V187H171ZM171 188H169L168 190L169 191H167V192H169V193H167V192H165L164 191V193H162V194H164L163 195V197H161L160 195H161V192L160 191H163V190H160V189H154V188H152L151 190H147V191H151L152 192V194H155L156 196H157V199L156 198H154V197H156L155 195H154V197L153 196H151V194L149 195V196H151V199H148L149 198V196L147 197V196H145V195H143L144 196V198L145 197H147V199H148V201H144L145 203H149V202H152V204H150V206L152 207V206H154V207H156V209H159L158 207H164V205H162V206H159L161 203L163 204V202H161V203H158V202H160V201H158L159 200V197H161L160 198V200L161 199H163L164 200V202L166 201V199H168V196L166 197V195H175V193L174 192H177L178 194H177V196H180L179 194H180V192H181V188H178V189H180L179 191H176V190H173V189H171ZM173 188H177L176 186L175 187H173ZM183 188V187H182ZM192 188L191 189H186V187H184V189H186V190H190L189 192H187V193H189V194H187L186 193V191L184 192V190H183V192H182V194H184L185 195V197H183L182 195H181V197H176V196H171V197H174V198H172V199H179V198H184V200H185V198H188L187 196L189 195L190 197H193V195L195 194V193H201L203 190H201V192L199 191V192H193V191H191L192 190ZM202 188H203V186H202ZM201 188V189H202ZM209 189H212V188H210V187H208ZM220 190H221V188L220 187H218ZM233 188L232 189H230L231 190V192H232V190H233ZM234 188V189H235ZM248 188H250L249 186H248ZM21 189V188H20ZM23 189V188H22ZM32 189V188H31ZM31 189H29V190H31ZM41 189V188H40ZM40 189H37L38 191H41V192H37V191H35V192H37L36 194H38V195H36V196H40V195H42V192L43 191H48V190H46V188H42V190H40ZM63 189V188H62ZM73 189H74V191L76 190V192H74L73 191ZM92 188H90L89 190L91 191V192H95V190L94 191H92L93 190ZM143 189H144V191H143ZM153 189L155 190V191H157L156 193H159L160 195H158V194H156V193H154L153 192ZM170 189H171V191H173V193H170ZM206 189V188H205ZM239 189H241V188H237L236 190H238V192L237 193H239ZM260 189H263V188H260ZM259 189V190H260ZM159 190V191H158ZM206 190H208V189H206ZM215 190V189H214ZM223 190H228V188L227 189H223ZM220 191V192H225V191ZM236 190L234 191V192H236ZM8 191H12V192H14L15 191V193H13V194H8ZM50 191V190H49ZM62 191V190H61ZM97 192H98V190H96ZM141 191H143V192H141ZM196 191V190H195ZM2 192V191H1ZM31 192V191H30ZM63 192H64V190H63ZM67 192V191H66ZM65 192V193H66ZM70 192V191H69ZM151 192H146V194L147 193H151ZM210 192H213V191H208V192H206V194H208V196L210 195ZM231 192H229L230 194H231ZM241 192V191H240ZM260 192V191H259ZM4 193V192H3ZM25 193H26V191H25ZM47 193V192H46ZM53 193V192H52ZM55 193V192H54ZM52 194V195H56V194ZM56 193H58V192H56ZM74 193V194H73ZM86 193V192H85ZM87 193H88V191H87ZM86 193V194H87ZM99 193H101V194H104L102 191L101 192H99ZM99 193H93V194H95L96 196H94V195H92V196H94L95 198H99L98 196H100V195H97V194H99ZM203 193H205V190L203 191ZM228 193V192H227ZM23 194V193H22ZM68 194V193H67ZM83 194H84V192H83ZM82 194V195H83ZM105 194H106V192H105ZM166 194V195H165ZM239 194H241V193H239ZM24 195H26V194H24ZM48 195H50V194H48ZM52 195H50L51 196V198H53L52 197ZM58 195H61V194H59L58 193ZM90 195L91 194H88V196H84V198L83 199H81V201L83 202V200H85V198H90ZM107 196H109V198L111 197L110 195H108V194H106ZM102 196L103 198H105V197H107V196ZM112 195V197L114 196L113 194H111ZM242 195V194H241ZM5 196V197H6ZM27 196V195H26ZM31 196V195H30ZM35 196V193H32V197H36ZM49 196V197H50ZM67 196H69V195H67ZM74 196H72V197H74ZM91 196V197H92ZM159 196V197H158ZM164 196H165V198H164ZM247 196V195H246ZM41 197V196H40ZM40 197H38V198H40ZM44 196H42V198H43ZM46 197V196H45ZM63 197V196H62ZM71 197V196H70ZM142 197V196H141ZM170 197V196H169ZM203 197V196H202ZM202 197H200V195L198 196V200H199V198H202ZM245 197V196H244ZM9 198H13V199H15V197L14 196H12V197H6V199H9ZM21 198V199H22ZM37 198V197H36ZM35 198V199H36ZM51 198H45L46 200H44V201H47V200H49V202H51L50 200H51ZM60 198H61V196H60ZM74 198H77V197H74ZM78 198H80V197H78ZM93 198V197H92ZM94 198V199H95ZM109 198L107 197L106 199H102V198H100L101 200H103V201H101V203H106L107 205H109V206H107V205H105L106 206V208H105V206L103 205V204H101L100 205V203H98L97 201H94V202H96V203H98V204H95V205H99L98 207H97V209H98V211L97 210H95V208H93L91 205H89V207H92L93 208V210H95V212H101V211H103V212H105V213H109L110 214V212H108V211H106V209H110V211H111V213L112 212H114V210H117V209H115V205H114V203L112 204L111 202H113L114 200H112V198L110 199V200H112L111 202H105V201H107V200H109ZM194 198V197H193ZM206 199H208V197H205ZM30 198H27L25 201H31V200H29ZM41 199V198H40ZM40 199H39V201H40ZM44 199V198H43ZM70 199V198H69ZM68 199V200H69ZM94 199H87L88 201H85V202H83V203H89V201L90 202H93V200ZM138 199V201H136ZM192 200V198H188V200ZM194 199H196V198H194ZM242 200L244 199L243 197L241 198ZM246 199V198H245ZM2 200H4V199H2ZM12 200V199H11ZM10 200V202H13V201H11ZM18 200H16L17 202H19ZM57 200H59V198L57 199ZM56 200V203L58 204V208H54L53 206L54 205H52V206H48V205H45V204H38L37 206H39V205H41L42 207L43 206H45V207H49V208H51V209H53V210H49V211H51V214H52V212L55 210V209H57V210H60L61 208H63L64 209V211L65 210H67V208L65 209V206L63 207V206H61V205H59V203L60 202H58ZM63 199L61 198V200L60 201H62ZM98 200V199H97ZM109 200V201H110ZM144 200H146V199H144ZM156 200V201H155ZM168 200H170V199H168ZM183 200V201H184ZM189 200V201H190ZM197 199H196V202H202L201 200L200 201H198ZM1 201V200H0ZM23 201V200H22ZM142 201H143V199H142ZM158 201V202H157ZM171 201V200H170ZM170 201L168 202V203H166V204H169L170 203ZM177 202V200H174L173 201V203L172 204H174V202ZM179 201L181 202V200L179 199ZM187 201V200H186ZM186 201H184L182 204H184ZM192 201H194V200H192ZM206 201L207 200H205V202L202 204V205H205L206 204ZM3 201H1L0 202V204H3L2 203ZM5 202H8V201H5ZM40 202H43V201H40ZM39 202V203H40ZM65 202H66V200H65ZM67 202H69V201H67ZM80 202V201H79ZM82 202H80V203H82ZM93 202V203H94ZM154 202H156V203H154ZM175 202V203H176ZM179 202V203H180ZM195 202V201H194ZM209 202V201H208ZM207 202V203H208ZM20 203H21V201H20ZM22 203H24V201L22 202ZM30 203V202H29ZM28 203V205H31L32 206V204H29ZM37 203H38V201H37ZM72 203H74V202H72ZM138 203V204H139ZM145 203H141V206H142V204L144 205ZM178 203V202H177ZM189 203H191V202H188V204ZM198 203H196V204H198ZM7 204H11V206L13 207V205H12V203H7ZM35 204H36V202H35ZM46 204H49V203H46ZM51 204H55L54 202L53 203H51ZM68 204V203H67ZM75 204H77L76 202H75ZM121 204V205H120ZM3 205H6V204H3ZM15 205H16V203H15ZM25 205L27 206V202L25 203ZM34 205V204H33ZM70 205L72 206V207H75L74 205H72L71 203H70ZM81 204H79L78 203V206H80ZM85 205V204H84ZM110 205L112 206V205H114L113 207L114 208H107V207H110ZM157 205H158V207H157ZM176 205V204H175ZM194 205H195V203H194ZM194 205H192V206H194ZM200 206L199 204L198 205H195V206H199V207H203V206ZM0 206H2V205H0ZM27 206L26 207V210H28L27 208L29 207V210L28 211H30L31 210V208L32 209H34V206ZM41 206L39 207L40 209H41ZM59 206H60V208H59ZM83 205H81V207L79 208V209H82V208H84V207H82ZM87 206V205H86ZM104 206V209L102 208L101 209V207H103ZM118 206V205H117ZM147 206H148V204H147ZM147 206H144V207H146V209L148 208ZM149 206V210L150 209H155V208H151ZM166 206V205H165ZM181 206H183V205H181ZM188 206H190V205H188ZM206 206V205H205ZM6 207H8V206H6ZM44 207V209H47V208H45ZM168 206H166V207H164V209L163 208H161V210L162 211H166L165 209L167 208ZM169 207H172L170 204H169ZM174 207H176V206H174ZM198 207V208H199ZM0 208H2V207H0ZM86 208V207H85ZM116 208H118V207H116ZM119 208V209H120ZM184 208V207H183ZM186 208H188V207H186ZM190 208H191V206H190ZM195 209H197V207H194ZM5 209H7V208H5ZM23 209V208H22ZM44 209H43V212H42V215H43V218L45 217V216H50V212L48 211V209L46 210V211H44ZM71 209L72 208H70V211H71ZM77 209H78V207H77ZM101 209V210H100ZM111 209H113V211L111 210ZM129 209V210H128ZM155 209V211H158V210H156ZM171 209V208H170ZM185 209V208H184ZM199 209H201V208H199ZM192 210V211H202V210ZM203 209H206V207H203ZM208 209V208H207ZM14 209H12V211H13ZM17 210H19L20 211V209H17ZM91 210V209H90ZM149 210H147V212L149 211ZM160 209H159V211L157 212V213H155V215H153V213L152 212H155V211H152V210H150V211H152L151 212V214H152V217H149V215H150V213H146V214H142L144 217H140V218H145V216L147 215L149 218H151V220H153L152 218L154 217V216H156V217H154L155 219H157L158 217V215L160 216V213L159 212H162ZM172 210H175V209H172ZM177 210V209H176ZM187 210H189V209H186V213H188L187 212ZM2 211V210H1ZM12 211H10L11 213H13ZM28 211H25V209H24V211H20L21 213H23V212H28ZM31 211H33V210H31ZM40 211V210H39ZM80 211H82V210H80ZM80 211H78V212H80ZM87 211H89V210H87ZM92 211V210H91ZM91 211H89L88 212V217H89V215H90V212ZM120 211V210H119ZM119 211H115L114 212V214L116 213V214H119L120 215V217L122 216V214L121 213H123V212H120V213H118ZM122 211V210H121ZM139 211V210H138ZM181 211V210H180ZM191 211V210H190ZM189 211V212H190ZM205 211H207V210H205ZM205 211H202V212H204L205 213ZM41 212V211H40ZM49 212V213H48ZM84 212V211H83ZM143 212H145V211H143ZM166 212H168V213H170V211H166ZM177 212H179V211H177ZM184 212L185 211H183V215H186V214H184ZM201 212V214H203ZM56 213H58L56 210H55V212L53 213V214H56ZM63 213H65V212H62L61 211V213H59V214H57V215H59V217L57 216L56 218H58V219H56V218H51L52 219V222H53V220H58V222H54L53 223V226L52 227H54L53 229L54 230H56V227L55 226H58V228L59 227H61V225L60 224H58V225H56L55 223H65L66 225H63L62 224V226L63 227H61L60 229H61V232H63L62 230L64 229V231H65V229H67L65 232H63V233H65L64 235L62 234H59V235H61V236H64V240L65 241H67L66 243H68L69 241L68 240H66V236H67V234L69 233V232H71V231H68V229L69 228H66L65 226H68L69 225V223L71 222V219H73L72 220V223L73 224H71L70 223V225H73V227L72 228H74L75 226H76V224H79V223H76V224H74V219L75 218H77V217H70L69 216V218H71V219H60V218H62V217H60V215H62ZM70 214V215H72V212H67L66 214ZM76 213H77V211H76ZM85 213V212H84ZM83 213V214H84ZM105 213H103V214H105ZM130 214L131 216H129L128 214H126V213H124L125 215H123V216H125V217H129L128 219L127 218H125V219H127V222L129 223V222H132V223H135L136 222V224L137 225H143V226H145L144 224L147 222V220L145 219V222H143L144 224H142V219H139L138 217V219L139 220H141V222H139V220H136V219H134V220H132L133 218H132V216H134L135 214L137 215L138 213H137V211H136V213H134V214ZM142 213V212H141ZM140 212H139V214H141ZM171 213H173V212H171ZM176 213V212H175ZM175 213H173V214H175ZM194 213V212H193ZM199 213V212H198ZM1 214V216L0 217H2V213H0ZM15 214V213H14ZM17 214V213H16ZM14 215V218H16V219H14V218H10L9 216H7L6 218H9V219H11V220H9V222H12V220H14V223H11L14 227L13 228H15L16 226H18L19 225V223H20V219L22 220V222L21 223H23L22 224V226H20V227H22V229L25 227L26 229H24V231L23 230H21V229H16V230H18V231H16L15 232V230L13 229V228H11V229H13L12 230V232H11V230H9V229H7L6 228V231L8 232L7 234L10 236V238H11V240H12V238H13V241H15V244L13 243V241H11V243H9V242H6V241H9V240H6V237L4 238L5 240H3V237H0V238H2V240L3 241H0L1 243L3 242V244H5V245H3L4 247H6L5 248V250L4 249H2L3 250V253H2V251H1V255L2 254H4V256H1L0 257V261L1 260H3L2 259V257H4V258H8L9 256H11V259L10 260H8L9 262L11 261H13L12 263H10V264H16V263H19V262H22V264H25V263H27V264H29L31 261H26V260H32V262H33V258H34V256H32V254L33 253H35L34 255H37V258L36 259H38V260H36L37 261V263L38 264H41V263H43V261H42V259H44V262H45V259H47V258H49L50 259V253H51V251L48 249V250H46L45 248V246H47V244L45 243L46 241H50L49 239H47V238H50V239H52V238H54V239H56V238H62L61 236L60 237H57V236H59L58 235V233L60 232L59 231V229H57L56 230V232H58V233H56V232H51V231H54L53 229H50V228H48V229H44V230H48L49 232H50V235H47L48 234V231H40V233L41 232H43V233H41V234H39V232H37V231H35V234H38V236L39 235H42V236H40V238L39 239H36L37 238V236H34L33 234H32V232L30 231L31 230V228L33 229V227L34 226H36L37 224H35V222H34V220H36V219H34L33 220V217L31 218V216H33V213H31L30 212V216H26L27 214H29V213H27V214H25V216L26 217H24V216H22V217H24L25 219H30L31 218V220H32V223L34 224L33 226H31L30 227V229H28L29 228V225L31 224L30 222H28V220H27V222H26V220L25 219H22V217H21V215H19V214H17V215ZM47 214V215H46ZM66 214H63V215H66ZM81 214V213H80ZM83 214H81V215H83ZM94 214V213H93ZM101 213H96V214H94V215H96V216H93V217H90V218H92V219H89V220H87V222L88 223H90L91 225H87V222H85V220H84V222H81V220H80V223H83V225L84 224H86V226L87 227H91L92 229H94L95 230V228L96 229H99L97 232L96 231H94V230H92V229H90V230H92L94 233L96 232V233H99V231L101 230V229H103L102 228V226L104 225V228H105V230H103V233L104 234H107V235H105L104 236V238H106V236L107 237H114L113 239L115 240V241H117V238L116 237H119L120 239H119V241H118V243L119 242H121L120 240L122 239L120 236L122 235V234H124V233H122V232H127L126 230L125 231H122V230H124V228L122 229V230H120V232L122 233L121 235H119L118 236V234L116 235V237L115 236H112V235H115V233L117 232L118 233V231H116V232H114L113 234H109L110 232H107V233H105L106 231H108V230H106V228L107 229H109L111 226H116V227H114V228H112V229H109V230H113V229H115V228H117V226L118 225H120L121 223H123V222H125V220L124 219H120V220H123V222H117V220L118 219H114L115 220V222H117V224H113V225H111V226H109L110 225V222H111V220H112V222H114V220L113 219H111V220H109L110 218H108L107 219V217H110L109 216V214H107V217H105V215L103 216V214H101ZM162 214H165V213H163L162 212ZM10 215V214H9ZM23 215V214H22ZM77 215H79L78 213H77ZM86 215V214H85ZM112 215V214H111ZM135 215V216H136ZM194 215V214H193ZM192 215V218L194 217ZM17 216V217H16ZM56 216V215H55ZM91 216H92V213H91ZM104 217V218H106V219H98V217ZM113 216V215H112ZM116 216V215H115ZM115 216H113L112 218H114ZM123 216L121 217V218H123ZM134 216V218H136ZM178 216V215H177ZM180 216V215H179ZM186 216H188V215H186ZM50 217H52V216H50ZM82 217H84V216H82ZM97 217V219L98 220H95V218ZM120 217H118V218H120ZM164 218L165 217H167V215H164L163 216ZM5 218V217H4ZM17 218H18V220H19V223H17L18 225H16L15 223V220H17ZM46 218V217H45ZM44 218V219H45ZM81 218V217H80ZM87 218V217H86ZM86 218H84V219H86ZM117 218V217H116ZM131 218V219H130ZM149 218H147V219H149ZM160 218H162V217H160ZM164 218H162V219H164ZM168 218V217H167ZM167 218H165V219H167ZM170 219L172 218V217H169ZM177 218H179V217H177ZM176 218V219H177ZM43 219V220H44ZM47 219V223H43V224H48V222H50V220H48V218H46ZM60 219V220H59ZM154 219V220H155ZM165 219L164 220H162V222L164 223L165 222ZM170 219H168V222H167V224L168 223H170ZM174 219V218H173ZM75 220H77V219H75ZM90 220H93V222H90ZM100 220H101V222H103V220H105V222H106V220H107V222L106 223H108V224H103L102 226H99V227H97L98 225H101L100 223L96 226V227H94V225L93 224H97L96 222H100ZM108 220H109V222H108ZM175 220V219H174ZM190 220V219H189ZM4 223L5 222V220H3V219H1L0 220V223ZM8 222V223H9ZM41 222V221H40ZM45 222H46V220H45ZM77 222H79V219L77 220ZM114 222V223H115ZM127 222H126V224H122L121 226H119V228H122V226L124 225V227H126V225H127ZM137 222H139V223H141V224H139V223H137ZM157 222H160V220H157ZM177 222H179V220L177 219ZM183 222V220H181V223L180 224H178V225H182V224H184V222ZM25 223H28L29 225H27V224H25ZM132 223H130V224H132ZM174 223V222H173ZM55 224V225H54ZM129 224V225H130ZM153 224V223H152ZM174 224H176V223H174ZM187 224V223H186ZM27 227H26V226ZM32 225V224H31ZM49 225H51V223L49 224ZM70 225L68 226V227H70ZM79 225H81V224H79ZM93 225V226H92ZM105 225H107V226H109V227H107V226H105ZM135 224H133V226H134ZM155 225V224H154ZM157 225H159V223L157 224ZM170 225V224H169ZM168 225V226H169ZM190 225V224H189ZM193 225V224H192ZM1 227L3 226V225H0ZM143 226L142 227H138V229H136V227L134 228L135 230L134 231H137V230H140V228H143ZM156 226V225H155ZM185 226V225H184ZM195 226V227H194ZM0 227V229H2ZM6 227H10V226H8V224H7V226ZM12 227V226H11ZM19 226H18V228H20ZM65 227V228H64ZM78 227H80V229H78V231L80 230V231H84L83 230V227L82 226H77V228ZM82 227V228H81ZM128 227V226H127ZM131 227V226H130ZM148 227H150V226H148ZM165 227H167V226H165ZM164 227V228H165ZM171 227H172V225H171ZM180 227H182V226H180ZM187 227V226H186ZM193 227L196 229L197 227H196V225H193ZM37 228V226L35 227V229ZM40 228L41 227H39V228H37L36 230H40ZM77 228H75L76 230H77ZM131 228H133V227H131ZM130 228V230H133V229H131ZM145 228V227H144ZM153 228V230L155 229V227H152ZM161 229H164V228H162V227H160ZM159 228V229H160ZM173 228L174 227H172V228H170V229H172V232L173 231H175L176 229L174 228V230H173ZM176 228H178V226H176ZM190 227H188L187 228V230L189 229ZM193 228V229H194ZM4 229V228H3ZM29 230L30 231V234H29V231H25V230ZM35 229H33V230H35ZM41 229H43V228H41ZM85 229L87 230L88 228H86L85 227ZM70 230H71V228H70ZM73 230V232H71V233H69L68 235L69 236H67V238H70V236L72 235L73 236V233L76 231V230H74V229H72ZM116 230V229H115ZM118 230V229H117ZM157 230V229H156ZM167 230V229H166ZM178 230V229H177ZM184 230V229H183ZM191 230H192V228H191ZM2 231H4V230H2ZM13 231L15 232V233H13ZM79 231V232H80ZM142 231V230H141ZM164 231V230H163ZM181 231V230H180ZM190 231V230H189ZM195 231V230H194ZM9 232H11V233H9ZM21 234H20V233ZM24 232H26L25 234H29V235H27V237L26 236H24ZM37 232V233H36ZM45 232V233H44ZM68 232V233H67ZM77 232V231H76ZM79 232H77V233H79ZM100 232H102V231H100ZM128 232H130V231H128ZM132 232V231H131ZM176 232V231H175ZM178 232H179V230H178ZM192 232V231H191ZM15 234V236H12L13 234ZM17 233V234H16ZM55 233V234H54ZM137 233H139L140 234V231H137ZM193 233V232H192ZM3 234V233H2ZM7 234H5V235H7ZM18 234L19 235H21V236H19V238H18ZM31 234L35 237V239H32L34 242H32V243H27L31 238H30V236H31ZM44 234L46 235V236H48V237H45L44 236ZM80 234H82V233H80ZM85 234H88V233H86L85 232ZM92 232L90 233V235L91 236H89V237H93L92 236ZM101 236L100 237H102L103 235L101 234V233H99ZM109 234V235H108ZM138 234V235H139ZM142 234H143V232H142ZM161 234V233H160ZM160 234H158L159 236H160ZM169 234V233H168ZM178 234V233H177ZM194 234V233H193ZM53 235V236H52ZM54 235H57L56 237L54 236ZM126 236L125 237H127V234H125ZM135 235L136 234H134L133 235V237H134V239L136 238L135 237ZM137 235V236H138ZM144 235V234H143ZM162 235V234H161ZM170 235V234H169ZM168 235V236H169ZM173 235V234H172ZM180 235H182V234H180ZM1 236V235H0ZM28 236H29V238L30 239H28ZM81 236V235H80ZM80 236L78 237V238H80ZM85 236V238H86V235H84ZM97 236V235H96ZM124 236V235H123ZM162 236H165V235H162ZM186 236V235H185ZM23 237L25 238H27V240H25V239H23ZM32 237V236H31ZM41 237H44V238H41ZM144 236H141V238H143ZM157 238H158V236H156ZM167 236H165V238H166ZM171 237H173V236H171ZM170 237V238H171ZM176 235H175V238L174 239H176ZM182 237H184V236H182ZM189 237V236H188ZM15 238L16 239H23V240H25V244H27L26 246H30L31 244H33V245H31L30 247H25V244L23 243V246H21V244H22V242H23V240H19L18 242L15 240ZM33 238V237H32ZM72 238H74V237H72ZM72 238H70V239H72ZM85 238H82V239H85ZM104 238H100V239H98V241H103L104 240ZM130 236H129V234H128V239L127 240H125V241H129V240H133L132 238H130ZM138 238H140V237H138ZM152 237H150V238H148L147 237V239H148V241H146L147 239L146 238H143V239H145L144 241H146L147 243H149L150 244V240L149 239H151ZM159 238H161V237H159ZM158 238V239H159ZM178 238V237H177ZM7 239H9V238H7ZM42 239H45V245L44 246H42V244H43V240ZM47 239V240H46ZM82 239H81V241H82ZM103 239V240H102ZM108 238H106V240H107ZM111 239V238H110ZM112 239V243H114V246H117V243L116 242H113L114 240ZM125 239V238H124ZM124 239H122L123 241H124ZM153 239H155V238H153ZM164 239V238H163ZM180 239V238H179ZM35 240H37V242H39V243H41L40 245L37 243V242H35ZM62 240V239H61ZM60 239L59 240H54V241H57V242H59V241H61ZM63 240V241H64ZM80 239H78V241H79ZM86 240V239H85ZM90 239H88L86 242H87V245L89 246V247H91L90 245L91 244H93L94 245V240L91 238V240L90 241H92L93 243H91V242H89L88 243V241H89ZM137 240V242L140 240H138V239H136ZM160 240H162V239H160ZM166 240H169V237H168V239H166ZM181 240V239H180ZM164 241V240H163ZM163 241H161V242H163ZM175 241V240H174ZM174 241H169V242H174ZM5 242V243H4ZM84 242V243H83ZM99 243L98 244V242H95L97 245H98V247H96V248H99L100 249V251L99 250H97V251H99V252H102V250H101V247H104L105 245L106 246H109L108 244H111V247L113 246V244L111 243V241H107V242H109L108 244H105L104 246H99L100 244H102V243ZM104 242V241H103ZM107 242H105V243H107ZM131 242V241H130ZM130 242L129 243H127V244H130ZM134 242H136V241H134ZM152 242H155V241H152ZM180 242V241H179ZM0 243V245H2ZM17 243H21L20 244V246H19V244H17ZM37 244L39 247H43V248H39V247H36L35 246V244ZM48 243H53V241H50V242H48ZM81 243H83L84 245V247L81 245V248H86V247H88V246H86V244H85V241L83 240ZM122 243V242H121ZM146 243V244H147ZM157 243H159V242H157ZM183 242H181V244H182ZM6 244H8V245H6ZM12 244H14V247L13 246H11ZM54 244V243H53ZM50 245V246H52L51 247V250H53L52 248H54V249H58V248H55V247H57V246H59V243H57V245H56V242H55V245ZM62 244V243H61ZM70 244V243H69ZM68 244V245H69ZM77 244V242H74L73 243V245H76ZM90 244V245H89ZM104 244V243H103ZM124 245H127V244H125V242L123 243ZM137 244V243H136ZM135 244V245H136ZM145 244V245H146ZM148 244V245H149ZM153 243H151V245H152ZM155 244V243H154ZM171 244H173V243H171ZM73 245H71L70 247L69 246H63V245H61L62 247H60L59 246V248H70L71 250L70 251H72L73 250V248H71ZM92 245V246H93ZM123 245V246H124ZM141 245H143V244H141ZM155 245H157V244H155ZM154 245V246H155ZM175 245H177V244H175ZM203 245V244H202ZM204 245H206V244H204ZM15 246H18L17 248H15ZM34 246V247H33ZM113 246V247H114ZM118 246L120 247L121 246V244L119 245L118 244ZM138 246H140V244L138 245ZM174 246V245H173ZM178 246V245H177ZM176 246V247H177ZM179 246L181 247L182 245H180V243H179ZM178 246V247H179ZM196 246V245H195ZM207 247H209L208 245H206ZM9 247L11 248V249H9ZM19 247H22L21 249L19 248ZM88 247V249L86 248V249H83V251H85V252H87V253H85V254H87V255H89L90 253H92V252H90V250H93L94 249V247H91V249ZM131 247V246H130ZM132 247H135V246H132ZM149 248H150V246H148ZM176 247H174V248H176ZM194 247V246H193ZM199 247V246H198ZM2 248V246L0 247V249ZM7 248H8V250H7ZM30 248V252H33V253H31V255H29L30 253H26L27 251H28V249ZM34 248L37 250V251H39L38 249H41V251L40 252H42V254L43 253H46L45 254V256H44V258L43 257H41V259H39L40 257H38V255H40V252L39 253H36L35 251H34ZM78 249H79V247H77ZM76 248V249H77ZM93 248V249H92ZM105 248V247H104ZM104 248H103V250H104ZM106 248H108V247H106ZM123 249H125L124 247H122ZM143 248H144V246L141 248H136V251H138L139 249H141L142 251L141 252H137L136 254H141V253H146L147 251H149V249H147V251L146 252H143ZM197 250H199V248H197V247H195ZM209 248H211V247H209ZM16 249L18 250V251H20V252H16ZM33 251H32V250ZM43 249H45V251L43 252ZM64 249H61V250H63L64 251ZM77 249V250H78ZM110 249V247L108 248V250ZM116 249H118L117 247H116ZM132 250H134L133 248H131ZM151 249V248H150ZM153 249V248H152ZM201 249V248H200ZM23 250H25V252L23 251ZM80 250V249H79ZM95 250V249H94ZM93 250V251H94ZM106 250V249H105ZM113 250V249H112ZM114 250H115V248H114ZM113 250V251H114ZM120 250V249H119ZM176 250V249H175ZM178 250H180V249H178ZM8 251V252H7ZM10 251H14V253L17 255V258H18V253L19 254H27L26 256L28 257V258H32V259H26V260H24L25 259V255H23V257L20 255V257H22V258H20L19 257V261H17L16 259V257L15 258H13L15 255H12V254H14V253H12V252H10ZM57 252L56 253H60V252H58L59 251V249L58 250H56ZM118 251V250H117ZM122 251H124V250H122ZM125 251H128V250H126L125 249ZM124 251V252H125ZM140 251V250H139ZM177 251V250H176ZM182 250H180V252H181ZM201 251V250H200ZM202 251H204V249H202ZM208 250H207V248H206V251L205 252H207ZM50 252V253H49ZM72 252H74V251H72ZM71 252V253H72ZM10 253H12V254H10ZM53 254H54V250H53V252H52ZM62 253V252H61ZM60 253V254H61ZM64 253H67V250H65L64 251ZM64 253H62L63 255H64V258H67V257H69V256H67L68 255V253L67 254H64ZM75 253H76V251H75ZM77 253H79V252H77ZM76 253V254H77ZM81 253V252H80ZM112 253V252H111ZM116 253V252H115ZM131 253V251L129 252V254ZM169 253V252H168ZM174 253V252H173ZM47 254H48V257H47ZM75 254V255H76ZM84 254V255H85ZM101 254V253H100ZM116 254H118V255H120V253L118 252V253H116ZM115 254V255H116ZM123 254V253H122ZM171 253H169V254H167V255H170ZM176 254V253H175ZM199 254V253H198ZM56 256H55V258H56V260H58V259H60L59 257H61L62 255H57V254H55ZM67 257H66V256ZM70 255V254H69ZM73 254H71V256H72ZM94 255V254H93ZM92 255V256H93ZM118 255H116V257H119V258H124L125 259V262H129V261H131V259H130V257H128L127 258V256H125V254H124V256L123 257H121V256H118ZM132 255H135L134 253H132V254H130V255H128V256H132ZM146 255V254H145ZM145 255H140V256H145ZM199 255H201V254H199ZM205 255H208V254H206L205 253ZM6 256V257H5ZM8 256V257H7ZM53 256L54 255H52L51 257L53 258ZM57 256H59V257H57ZM77 256H80V257H82V259L83 260H81V258H80V260H77L78 262L79 261H86V259H85V256H82V253H81V255H77ZM92 256H86V257H91V258H93ZM139 256V255H138ZM163 256H166V255H163ZM173 256H175V255H173ZM177 256V255H176ZM179 256V255H178ZM72 257H74V256H72ZM98 257V256H97ZM135 256H132L131 258H133L132 259V261L135 259L134 258ZM10 258V257H9ZM8 258V259H9ZM55 258H53V259H50V260H55ZM100 258V257H99ZM138 259H142V260H140L139 262V264H141V263H144V264H147L148 262H146L145 260L148 258V257H146V259L144 260L143 258H139V257H137ZM166 258H168V256L166 257ZM171 258V257H170ZM177 258V257H176ZM179 258H181V257H179ZM75 259H78V258H75ZM115 259V258H114ZM128 259H130V260H128ZM20 260H23V261H20ZM41 261V263L40 262H38V261ZM49 260V261H50ZM64 260V259H63ZM70 260V259H69ZM94 259H91V261H93ZM110 260H112V258L110 259ZM109 260V264H110V261ZM116 260H120V261H124V260H122V259H116ZM116 260L115 261H113V262H116ZM143 260H144V262H143ZM166 261H169V260H167V259H165ZM164 259H163V261H165ZM14 261H17V262H14ZM36 261H34V262H36ZM48 261V262H49ZM51 261V262H52ZM60 261V260H59ZM59 261H57L58 263H60ZM62 261V260H61ZM131 261V263L129 262L128 264H132V263H135V262H137L138 260H134L135 262H132ZM2 262H5V264H9V262H7V260L6 261H1V263ZM25 262V263H24ZM64 263H67V262H65V261H63ZM71 262H73V261H71ZM71 262H69V263H67V264H70ZM78 262H76V263H78ZM87 262V261H86ZM86 262H83V263H85V264H91V262H88V263H86ZM122 262L120 263V264H122ZM158 262H160V260L158 261ZM157 262V263H158ZM54 263V262H53ZM58 263H56V264H58ZM75 263V264H76ZM82 262H80L79 264H83ZM119 263V261H117V263H114V264H118ZM138 263V262H137ZM162 263V262H161ZM172 264L173 263H175V262H171ZM254 263H258V262H254ZM4 264V263H3ZM19 264H21V263H19ZM31 264V263H30ZM35 264V263H34ZM46 264V263H45ZM63 264V263H62ZM73 264V263H72ZM124 264V263H123ZM167 264V263H166Z\"/></svg>","mask_w":264,"mask_h":264},{"label":"rangeland","instance_id":"rangeland-1","mask_svg":"<svg viewBox=\"0 0 264 264\" xmlns=\"http://www.w3.org/2000/svg\"><path fill=\"white\" fill-rule=\"evenodd\" d=\"M2 1V0H1ZM1 1H0V7H2L1 5H5L4 7H2V8H0V12H1V15H0V17H2L0 20L1 21H5V22H2L1 24H3V25H5V23H6V21L8 22V23H10L11 24V22H14L13 24L14 25H17L18 26V20L20 19V18H17V17H20V16H27V15H24V13H20L21 11H19V8H23L24 9V11H26L27 12V7H26V5H27V2L28 1H26V4H25V2H24V0H23V2H24V4L25 5H20V3H18V4H15V3H13L12 4V7H11V4H8V3H10V1L11 0H7V1H5V0H3L4 2H7L6 4H4V2L1 4ZM14 1H16L17 2V0H14ZM146 3H145V2ZM165 1V2H164ZM173 1H175V2H173ZM173 1H167V0H153L152 1V3L150 2V1H148V0H143V3H144V5L145 4H147V2L148 3H150L149 5H151L150 7H152V8H156V7H158V6H160V5H162L163 3V6H160V7H158V8H161L162 10H165L164 12H162V13H167V14H169L170 13V15L172 16V14L174 13V12H176L175 14H173V16H172V18L173 19H171V20H174L172 23H171V25H173V27L177 30V29H179V28H182V27H184L183 29H179L180 31H182L183 32V35H181L182 33L181 32H179V30H178V33L180 34V35H178V34H176V35H178V36H182V38H183V40H181V42H177V44H179L180 45V43H185L181 48L182 49H184V46L186 45V44H189V43H187V42H193V43H195L197 40H199V39H201V37L202 38H206L207 40H205L204 39V41L205 42H208V43H206V44H208L209 45V47H211V48H208V51H205L204 52V50H202L201 49V51H202V53H200L199 52V50L197 51L196 49H194V51L196 50V52L195 53H199V54H201V59L203 58V60L202 61H200V60H198L196 57H200L199 55L198 56H196L195 55V53L194 54H192V52H190V51H192L193 49V46L191 47V49L190 48H188V49H190V50H185L184 49V52L183 53H180L179 54V56H182V57H180V59L181 60H179V56H177V58H176V60L178 61V63L180 64V65H183L184 66V62H186V63H188V65L190 64V60L188 59H186V58H190L191 56H195V58L193 59L194 61H192V64L193 63H195V61H198V63H200V64H194V65H196V66H194L193 68L192 67H190V69H194L195 67H199V65H206L205 63H207V67H206V69L207 68H209L210 69V67H211V69L210 70H213V75H215V77H217V79L216 78H213L211 75V79H209V78H206V79H200L199 81H202V82H204L205 80V82H204V84L203 85H206V83H208V85H210V84H212V85H210L209 87V89H207V87L206 86H198V85H196V86H194V87H197L198 86V88H195V89H198L197 91L200 93V94H198V92L196 93V92H193V93H196L197 95H193V97H191L192 98V100H191V98L188 100H184L185 98H182V102H184V103H181L180 102V104H181V106H179V107H181V108H179V110L178 111H180V112H178L177 113V119H173L174 121L173 122H175V120H176V123L177 122H180L181 121V123H178L179 125H181V126H184L183 128L182 127H180V126H178L179 128H177V125H176V123H172V128H174V129H170V130H168V131H170V132H168L167 131V134L168 133H172V131H174V130H178L177 132H179V131H184L183 132V139H184V141L186 140V138L185 137H187V136H185V135H188V138H187V140H188V142H187V140L184 142L183 140H179L180 142H184V143H181V144H179L180 142H178L177 143V145L178 146H181V149H180V151L179 150H177L176 148H177V145H176V147H175V145H174V147H175V150L173 149L174 147H173V145H172V143H170V145L169 146H166V147H160L161 149H162V151L163 152H165V153H169V155H167V160H168V166H169V168H170V175H171V177H173V175H175V177H174V179L176 180V177H177V180L176 181H174V182H177L181 177H183L184 178V176H186L185 178H190L191 179V182H193V179H192V177L194 178L195 177V179H197L198 177H200V178H198V180H197V182L195 181V179H194V183H191L190 182V180L188 179V182L189 183H191V184H194L195 186H196V188H192V186L189 188V186L191 185H189L188 187H187V185H186V182H187V180H185V179H183V178H181L180 180L181 181H183V182H177V184H180V185H174V184H176V183H173L172 185L173 186H169L168 185V183L166 184V182H165V184H164V186L165 185H167L169 188H171V189H173V190H176V191H179L180 189H178V188H181V192H180V196H177V192H174L175 193V195H166V197L168 196V199H170V200H168V199H166V201L164 202V200L163 199H161L160 200V198L161 197H163V195L164 194H162V193H164V191L165 192H167V191H169L168 189L169 188H166V187H164V186H160L161 188H157V185L156 184H158V182H156L155 184H153L154 186H156V189H160V190H163V191H160L161 192V195L159 194V193H156L157 191H155L156 189H155V187H152V181H158L157 180V178H159L158 176H156V175H158L157 173H151V174H154V175H149V177H148V179H147V181L148 182H150L149 184H148V182L146 183V184H148V185H145V186H150L149 188H144V189H149V190H151L152 188H154L153 189V192L154 193H156V194H158V195H160L161 197H159V200L158 201H160V202H158V203H161V202H163V204L161 203L159 206H162V205H164V207H166V206H168L165 210L167 211H170V213H168V212H164V211H162L161 210V208H163L164 209V207H158V205H157V207L163 212V213H165V214H162V212H159L160 213V216L158 215L157 217V219H155L154 217H156V216H154L152 219L153 220H151V218H149V217H152V214H151V212L152 211H155V209H156V207H154V206H150V204H152V202H149V203H145L144 201H148V199H151V196H153L154 197V195L155 194H152V190L151 191H147V190H145L146 192H151V193H147L146 194V192L145 193H140V203L139 202H137V204L136 205H134L136 202H134V204H133V207L134 206H137V205H140V206H138V207H134V208H141V209H138V210H135V212L134 213H136V211H137V215L135 216L136 218H134V216H132V220H134V219H136V220H139V219H142V224H144L143 222H145V219L147 220V222L144 224L145 226H143V225H137L136 224V222L135 223H132V222H127V219L129 218H127V217H125V216H123V215H125L124 213H126V214H128L129 216H131L130 214H132L133 212H131V213H128V212H130L131 210H132V208L130 207V211H128V212H126L125 210H127V209H123V208H120V207H122V206H119V203H121V201H119L118 199H119V197H118V199L116 198L115 199V195H114V193H113V191H111V193L110 192H108V191H103L104 189H98V188H94L93 189V186L94 187H97V186H102V183L100 184V183H98V185H96V182H101V180H102V182L105 184V185H103L104 186V188L105 189H108V190H111L112 188H109V187H111V184H108V186L106 187V184H107V180H106V177L105 176H100V177H97V178H95V179H99L98 181L97 180H93V181H96L95 183H92L93 181H90L89 183H92L91 185L92 186H90V184L88 183H86V185H85V182L86 181H84V182H82L83 180H79V181H77V182H80V183H77V182H75V183H72V184H75V185H78V186H75V185H73V186H71L70 187V185H72L70 182L74 179V178H72L71 176H73L74 175V173L70 170L69 172H71V173H67V175L68 174H70V176L69 177H64L63 175L64 174H66V172L65 171H59V169L58 168H56V166H52V165H50V163L49 162H47V163H45L46 162V160L47 161H49L48 160V158L46 159V157H47V155L46 154H42V153H45L43 150H42V148H44L42 145V148H41V146H40V144H39V150H41L42 152H40V151H38V148L36 147V145L34 144V142H36V141H34L35 140V138H37V137H35V138H33L31 135H29V137H32L33 139H31L30 141H32V144H30V142H29V144L31 145V146H29V144H27L28 142H27V140L25 141V142H27V143H25L24 141H23V137L21 136V129H20V132L18 133V131H16L15 130V132H13V133H11V129H13V128H10V129H8V130H10V132L9 133H11L12 135V137L15 139V137L14 136H17L18 135V143H16L17 145H15V142L17 141H15L14 142V144L13 145H15L14 147H17L18 146V144L20 143V141L21 142H24V144H21L20 143V145L19 146H21L20 148H22V146L24 147V146H29V149H30V147H32L30 150H33V147L35 146L36 148H34V150L35 149H37V150H35V152L36 151H38V152H36L38 155H39V153H41V156H37L36 154H35V156H37V157H32V156H34L33 155V153H35L34 151L33 152H30V151H28V152H30V153H28V154H30V156H31V158H33V163H32V161L31 160H26V162L25 161H23L21 164V166H20V168H18L19 170H20V172H24V171H26V172H24V173H22L23 175H21L20 173H19V171H17V169H15V168H12V169H15L14 171H9V173L10 174H5V172L7 171L8 172V170L7 169H5V171H3V170H1L0 171V175H1V179H0V181H1V185H0V200L1 201H3L2 203L3 204H6V205H3V204H0V205H2V206H0V207H2V208H0V213H2V217H0V220L1 219H3V220H5V222L4 223H0V225H3L1 228L2 229H0V237H3V240H5L4 238L6 237V240H9V241H6V242H9V243H11V241H13V238H12V240H11V238H10V236L7 234L8 232L6 231V228L7 229H9V230H11V232H12V230L14 229L15 230V232L16 231H18V230H16V229H21V230H23L24 231V229H26L25 227L22 229V224L24 223H21L22 222V220L20 219V223H19V220H18V218H17V220H15V224L16 225H18L17 223H19V227L20 226H22V227H20V228H18V226H16L15 228H13L14 226L11 224V223H14V220H12V222H9V220H11L12 218H14V215L17 213V214H19V215H21V217L22 216H24V217H26V216H30V212L31 213H33V216H31V218L33 217V220L34 219H36V220H34V222H35V224H37L36 226H37V228H39V227H41V228H43V229H41L40 228V230L38 231V230H36L35 229V227L36 226H34L33 227V229H35V230H33L32 228H31V232H32V234L34 235V236H37V238L36 239H39L40 238V236H42V235H39L38 236V234H35V231H37V232H39V234H41V233H43V232H41L40 233V231H43L44 229H48V228H50V229H53L54 227H52L53 226V223L54 222H58V220H53V222H52V219L51 218H56L57 216L59 217V215H57V214H59V213H61V211L62 212H65V213H63V214H66L67 212H72V215H70L69 213L68 214H66V215H60V217H62V218H60V219H68L69 218V216L71 217H77V218H75V219H79V222H77V220H75L74 219V224H76V223H79V224H81V225H79V224H76V226L74 227V228H72L73 227V225H70V223L71 224H73L72 223V220L73 219H71V218H69V219H71V222L69 223V225H70V227H68V226H65L66 228H69L68 229V231H71V232H73V230L72 229H74V230H76L75 228H77V226H82L83 227V230L84 231H80L81 229H80V227H78L77 228V232H79V233H77L76 231L73 233V236L71 235L70 236V238H72V237H74V238H72V239H70V238H67V236H69L68 234L69 233H71V232H67L68 234H67V236L65 237L66 238V240H70L68 243H66L67 241H65L63 238H64V236H61L62 234L64 235L65 233H63V232H65L67 229H65V231H64V229L62 230L63 232H61V227H63L62 226V224L63 225H66L64 222L63 223H55L56 225H58V224H60L61 225V227H59L58 228V226H55L56 227V230L57 229H59V233L58 232H56V230H54V231H51V232H56V233H58V235L59 234H61V235H59V236H57V235H54L55 237L57 236V237H62V238H59L61 241H59V242H57V241H54V240H59L58 238H56V239H54V238H52V239H50V238H47V239H49L50 241H53V243H48V242H50V241H46L45 242V239H42L43 240V244H42V246H44L45 245V243L47 244V246H45L46 248V250H50L51 251V253L49 254L50 255V259H53V258H55V254H57V255H62L61 257H59V256H57V257H59L60 259H58V260H56V258H55V260H50L49 258H47V259H45V262H44V259H42V261H43V263H41V261L39 260L38 262H40L41 264H56V263H58L57 261H59L60 263H58V264H67V263H69V262H71V261H73V262H71L70 264H75L76 262H78L77 260H80V258H81V260H83L82 259V257H80V256H77V255H81V253H82V256H85V259H86V261H79L78 263H76V264H79L80 262H86V263H88V262H91V264H109L108 262H109V260L112 258V260H110L111 262H110V264H114V263H117V261H119V263L118 264H120L122 261H120V260H116L117 258L118 259H122V260H124L123 262H122V264L124 263V264H128L129 262L131 263V261H132V259L133 258H131L132 256H135L134 258V260H138L137 262H135L134 260L132 261V262H135V263H132V264H139L140 262V260H142V259H138L137 257H139V258H143L144 260L146 259V257H148L145 261L146 262H148L147 264H172L171 262H175V263H173V264H264V179H263V182L261 181V179H257V178H260L261 176H264V0H250V3H248L249 1H245V0H239V1H235V0H233V1H235V2H237L238 4H236L237 6L240 4L241 6L242 5H244V2L245 3H248L246 6L244 5V9H246V10H249L248 11V13H250V14H248V15H250V18H247L248 16H247V14H245L242 10L241 11H239V13H238V15H242V13L244 14V15H246V16H244L243 15V17L244 18H247L246 20H244V19H241V18H243L242 16H241V18H238V15L236 16V15H234V13L233 12H235V11H231V10H233V8L235 7L237 10H238V8H240L241 6H238V8L236 7V5H232L231 4V6L232 7H228V9H226L227 7H226V5H224V4H226V2H224L223 3V0H219V2H218V5L220 4V2L221 3H223V4H221L220 6H217L216 4H217V1L216 0H213V1H215L214 3H211L209 0L207 1L208 3H210V4H208V5H206L207 4V2H203L204 0H199V1H202L201 3H198V1H195V0H191V1H195V5L194 6H197V5H199V7L201 6V7H203V9H205L207 6V9L208 10H210V11H208L207 10V13H205V14H208V12L210 13V14H208V15H216L215 17L214 16H211V21H213V19H215V18H217V15L219 16V14H217L218 13V7H220L221 8V6L223 7V9H224V11H219L220 12V14L221 13H223V15L225 16L224 18H223V16H222V14L218 17V20H216V21H219V23L221 24V25H224L225 27H226V29H225V27L224 28H222V26H219L220 28H222L221 30L220 29H218L219 31H216L217 29L216 28H218V27H216V28H214V29H211V28H209V26H211L210 24H209V26H208V23H206V20H208V19H202L201 18V16H204V17H208V16H206L205 14H203V13H200V16H197V17H199L198 18V20L199 21H197V20H193V18L194 19H196L192 14L193 13H195V12H198V11H202L203 12V10L201 9V8H195V9H193V8H189L188 6H190V3L188 4L187 2H188V0H179V1H176V0H173ZM180 1H183V2H180ZM186 1V2H185ZM212 1V0H211ZM212 1V2H213ZM227 2H229L227 5H229L230 6V3H235V2H231L232 0H226ZM13 2V0L11 1V3ZM19 2V1H18ZM156 2H157V4H156ZM166 2H170V3H172L171 5H169V3L168 4H166ZM179 2V3H178ZM255 2V3H254ZM257 2H258V4H257ZM175 3H177L176 4V6L177 5H181L180 3H183L185 6H187L188 8H186V7H183V5H181V7H176L175 6ZM191 3H194V2H191ZM204 3H205V7L204 6H202V5H204ZM254 3V4H253ZM18 5V11H19V14H21V15H18V13L16 14V17H14L15 16V13H14V16L12 17V16H10L11 14L10 13H13V12H10V11H14V12H16V10H17V8H16V6L15 5ZM188 4V5H187ZM212 4H213V6L215 5L217 8H216V13H215V11L213 10V6H212ZM249 4H252V5H250L249 7H251L252 6V9L254 10L255 9V11L254 12H252L251 13V10L249 9V7H248V5ZM256 4V6H258V7H254V5ZM158 5V6H157ZM165 5H167V6H165ZM169 5V6H168ZM174 5V6H173ZM6 6L8 7V6H10L11 8H6ZM21 6V7H20ZM156 6V7H155ZM191 6H193V5H191ZM190 6V7H191ZM193 6V7H194ZM145 7H147L146 8V12H148V8H149V12L147 13V15L149 16L150 15V13H152V11H154V9H151L149 6H148V4L147 5H145ZM165 7H167V8H165ZM171 7V8H170ZM3 8H5V9H10V11L9 10H6V11H9V13H6L5 12V10L3 9ZM12 8H14V9H12ZM174 8V9H173ZM176 8H178V9H176ZM180 8H182V9H180ZM186 8V9H185ZM243 8V7H242ZM242 8H240V9H242ZM197 9H201V10H197ZM223 9H219V10H223ZM230 9V10H229ZM239 9V10H240ZM243 9V10H244ZM156 10H159V9H156ZM167 10H168V12H167ZM171 10H173V11H171ZM176 10H179V11H176ZM183 10H186V11H188V12H185V11H183ZM193 10V13H191V11ZM230 11L231 12V14L232 15H234V18H232V15L231 14H228V12H226V11ZM246 10H244V11H246ZM195 11V12H194ZM213 11V12H212ZM179 12H181V13H179ZM184 12V13H183ZM204 12H206V9L204 10ZM227 13V14H225V13ZM237 12V11H236ZM241 12V13H240ZM172 13V14H171ZM215 13V14H214ZM4 14H9L8 16L10 17V18H12V19H18V20H12V19H9L8 17V19H4L5 17H3L4 16ZM185 14H191L192 16H188L187 17V15H185ZM254 14V15H253ZM227 15H229L228 16V18L227 19H225L226 18V16ZM5 16H7V15H5ZM175 16V17H174ZM178 16V17H177ZM184 16H186V17H184ZM190 17H193V18H191V20L190 21H188V19H190ZM214 17V18H213ZM224 20H228L230 17H231V19H233L234 21H239V20H242V21H240V22H238L239 24H236V25H233V23H234V21L233 20H229V22L231 23L230 24V26H232V27H230L229 25H227L228 23L226 22V21H223V19ZM26 18V17H25ZM161 18H162V16H161ZM160 18V19H161ZM175 18H179L178 20L180 21H182L183 19H186V20H183L184 22L186 21V23H184V24H182L183 23V21L182 22H179L178 20H175ZM182 18V19H181ZM4 19V20H3ZM148 19V18H147ZM9 20V21H8ZM200 20H205V21H201V23L200 24H198L197 25V23H199L200 22ZM16 21V22H15ZM149 21L150 20H148V24H146L145 26H146V29L147 30H149L150 32H152V30L154 31L155 30V28L153 29V28H150V24H149ZM191 22V21H197V23H196V25L197 26H206L207 28H209L210 29V32H212L211 30H213V32L214 31H216V32H219V33H216V32H214V33H216V34H214V35H218L217 37H219V34H221V38H214V37H210L209 39H208V36H209V34L211 35V36H213V34H211V33H209V34H206V35H208V36H206V35H200L199 33H202V31H203V33H208V29H206V31H205V28H204V30H202V31H198V30H201V29H203V28H199V29H197L196 31H195V29H196V26L195 27H193V25L195 24V23H189V24H193L192 25V28L193 29H191V30H188L189 28H190V25L188 26V22ZM216 21H213L214 23L212 24V25H220L218 22H216ZM221 21H223V22H221ZM174 22H178V23H175V24H173ZM208 22L209 23H211L210 22V20H208ZM216 22V23H215ZM236 22V23H237ZM8 23H6L7 25H6V27L8 26ZM182 24V26H180V27H178L179 25L178 24ZM206 23V25H203V24H205ZM223 23V24H222ZM0 24V28L1 27H3V28H5V26H2ZM13 24H11V25H9V28H10V30H11V32L8 30L9 28H5V30L7 31V32H10V33H13V32H15V33H20V28L19 27H17L16 28V26L14 27V25ZM226 24V25H225ZM175 25V26H174ZM183 25H185V26H183ZM11 26H13V28L15 29V31H13V29H11ZM234 26H237V27H235L236 29H234L233 27ZM178 27V28H177ZM187 27V28H186ZM5 30L4 29H2V30H0V33L3 31V32H5ZM19 32H18V31ZM176 30H175V32L174 33H177L176 32ZM224 30V31H223ZM185 31H188V32H185ZM189 31H193V32H191L192 33V35H191V37H187V36H190V33H189ZM205 31V32H204ZM222 31H223V33H222ZM7 32H5V33H7ZM197 32V33H196ZM212 32V33H213ZM231 32V33H230ZM4 33V34H5ZM189 33V34H188ZM197 34V35H200L201 37H198V39H196L195 40V38L193 37V34ZM239 35H238V34ZM2 35H4L3 33H1ZM231 34V35H230ZM236 34V35H235ZM39 35V34H38ZM176 35H174V38H177V39H180V37L178 38V37H176ZM232 35H234V36H232ZM21 36V35H20ZM19 36V39L21 38ZM184 36H186L187 37V39H184L185 37ZM194 36H196V35H194ZM204 36H206V37H204ZM236 36V37H235ZM226 37V38H225ZM239 37V38H238ZM181 38V39H182ZM225 38V39H224ZM228 38V39H227ZM230 38H233L232 40H229ZM236 38V39H235ZM191 39H194V40H191ZM224 39V40H223ZM188 40H191V41H188ZM216 40H220V42L219 43H217L218 41H216ZM235 40V41H234ZM177 41H179V40H177ZM203 40H200V41H198V42H200L199 44H197V45H200L201 43H203L204 42ZM176 42V41H175ZM205 42H204V46L206 45L205 44ZM192 43V44H193ZM196 44H193V45H196ZM220 44H222L221 46H220ZM0 45H1V43H0ZM24 46H26V48L28 49H26V48H24V46H22V48H19V47H17L16 49H18V50H20V49H24V51L23 52H25V51H27V52H25V55L26 54H29L28 53V51H29V47H28V45L27 44H23ZM190 45V44H189ZM202 45V44H201ZM199 46V47H202V46ZM211 45V46H210ZM217 45H219V47H221L222 48V50L219 48V50H221V55H219L220 56V58L221 59H218L219 57L217 56ZM1 46H5V45H1ZM0 46V47H1ZM191 46V45H190ZM225 46V47H224ZM187 47H189L188 45H186L185 46V48H187ZM198 47V46H197ZM197 47H195V48H197ZM206 47V46H205ZM216 49H215V48ZM233 47L235 48V50H236V52H237V49H239L238 50V54L237 53H235V52H233ZM236 47H238V48H236ZM212 48H214L216 51L215 52H213L214 51V49H212ZM226 48V49H225ZM1 49V48H0ZM3 49V48H2ZM13 49H15V48H13ZM3 50H5L6 52L5 53H7L6 55L8 56V55H10V53L9 52H12L14 55L12 56L13 58L15 57V53H16V55H18L19 54V56H24V54H22V53H19V51L17 50V51H15V52H13V50H10L9 52L7 51V46L3 49ZM206 50H207V48H206ZM210 50V51H209ZM227 50H231V51H227ZM21 51V50H20ZM31 51V50H30ZM186 51H188V52H186ZM193 51V52H194ZM225 51V52H224ZM211 52H213L212 54H211ZM232 52H233V55L234 56H236L237 58H239L238 59V61H237V59H235L234 58V56H233V58H231V54H232ZM4 53V54H5ZM31 53H33V51L31 52ZM31 53H30V55H28V56H31L32 57V59L35 57V56H32V55H34V54H36V52H34V54H32L31 55ZM185 53V54H184ZM188 53H190V55L188 54ZM204 53V54H203ZM206 53H207V55L208 54H211V55H213V59L214 60H212V62H210V63H208V62H205L204 63V58L206 57L207 59L205 60V61H211V55H208V56H205L206 55ZM215 53V54H214ZM21 54V55H20ZM181 54H184V56L183 55H181ZM219 54V53H218ZM230 54V55H229ZM2 55V54H1ZM0 55V56H1ZM187 55H189L190 57H187ZM226 55V56H225ZM238 55V56H237ZM3 56H5V55H3ZM7 56H5L4 58L6 59V57ZM19 56H17V57H19ZM22 56V57H23ZM28 56H25V57H27L28 58ZM205 56V57H204ZM225 56V58L223 59V57ZM2 57V56H1ZM11 57V58H12ZM25 57H23V58H21V57H19L20 59V61L22 62V59L23 60H26L25 59ZM186 57V58H185ZM230 57V58H229ZM8 59H9V57H7ZM229 58V59H228ZM3 58H1V60H2ZM29 59V61L28 60H26V61H24L25 63L26 62H28V63H26V64H20L21 66H19V62H18V58H14L13 60H16V61H13V60H11V61H13V64H9V67L12 69V67L14 66V70H16V68H18V67H23V68H25L26 67V65H32V69L29 67V69H28V67H26L25 69H21V68H19L18 70H20L21 72H23L22 70H24L25 72H27L26 70H28V72L27 73H24V74H26V75H28V78H26V76L25 75H23L22 77H24L25 76V78L24 79H26L27 81H28V79H30L29 78V76H31V79H30V81H32L33 80V78L34 77H32V75H34V72H35V70H37L38 68H39V66L37 67V68H35L36 66L35 65H37L35 62H32V63H35V64H30L29 62H31L30 60H32V59H30V57L28 58ZM192 59V58H191ZM215 59H217V61L215 60ZM0 60V61H1ZM185 60H187V61H185ZM227 60H229V61H231L232 63L233 62H235V63H239L238 64V68H236L237 70H235V68L233 69L232 68V66H234L231 62H228ZM232 60H234V61H232ZM3 62H7L8 63V61L9 60H6V61H4V60H2ZM174 61V60H173ZM179 61H181V62H179ZM183 61V62H182ZM200 61V62H199ZM213 61H216V62H213ZM219 61V62H218ZM221 61V62H220ZM2 62V63H3ZM10 62V61H9ZM15 62H18V63H15ZM202 62V63H201ZM228 62V63H227ZM2 63H0V65L2 64ZM11 63V62H10ZM177 62H174L173 64H175V67H174V65L172 64V63H170V64H172L170 67H174V68H172V69H177V68H179V67H181V66H176V65H179V64H176ZM182 63V64H181ZM6 64V63H5ZM15 64H18V65H15ZM208 64L210 65V66H208ZM211 64H215V66H217V67H219V68H216V67H212V66H214V65H211ZM227 64V65H226ZM229 64V65H228ZM230 64H232V65H230ZM3 65V64H2ZM187 65V64H186ZM198 65V66H197ZM235 65H237V64H235ZM6 66V65H5ZM4 66V68H0L1 70H0V73L3 71L4 73H5V71L7 70V69H10V68H7V66L5 67ZM193 66V65H192ZM226 66H227V68H226ZM1 67V66H0ZM170 67L168 68V69H170ZM177 67V68H176ZM204 67V66H203ZM220 67H222V69L220 68ZM235 67H237V66H235ZM182 69L184 68V69H188V67H186V66H184V67H181ZM180 68V69H181ZM200 68V67H199ZM217 70H216V69ZM229 68H231V69H233L234 71H236V73H238V74H234V76H232V74H233V72L234 71H231V69H229ZM190 69H188V71L190 70ZM201 69H203L202 67H201ZM33 70V71H32ZM171 70V69H170ZM174 70H171V71H169V70H167V72L170 74V78L172 79L173 78V80H171L170 78H169V80L168 81H170V83L172 82V84H174V82H178V81H182L181 83L185 86V84H187V86L189 87L188 89H190V87H193V86H189V84L191 85V82H193L192 81V79L193 80H196V79H199V71H198V69H194L195 71H197V75H196V77L198 76V78H196V77H194V76H189V75H192V74H190V72L191 71H189V75H187L188 74V72L186 73V74H184L183 73V71H181V70H175V74H177L175 77H173L172 75H175V74H173V71ZM220 70V71H219ZM223 70H225V72H223ZM226 70H230V72H232L231 74L230 73H228V71H226ZM8 72L10 71V70H7ZM19 71V72H20ZM176 71H178V72H176ZM201 71V70H200ZM217 71H219V73L220 74H217L216 75V73H218ZM237 71H239V72H237ZM2 72V73H3ZM11 72H12V70H11ZM19 72H18V74H16V75H19ZM172 72V73H171ZM182 73V74H180V73ZM202 73H200V75L201 74H203V73H205L204 74V76H208V77H210L209 75H208V73H207V70H206V72H205V70H203V71H201ZM209 72H211V71H209ZM216 72V73H215ZM2 73L0 74L1 76H2ZM14 73H16V72H14ZM14 73L13 74H11V73H6V74H8V75H12V76H15L14 75ZM22 73V74H23ZM30 73V74H29ZM193 74L195 73V72H192ZM206 73H207V75H206ZM168 74V75H169ZM178 74H180L182 77H186L185 75H187V76H189V77H191L192 79L191 80H189L190 78L189 77H186V78H188L187 80L189 81V84L188 83H185V81L184 80H186V79H183L181 76H178ZM227 74H230V76H228ZM7 75V76H8ZM167 75V78L169 77ZM235 75H238V76H236L235 77ZM0 76V77H1ZM203 76V77H204ZM219 76V77H218ZM241 76V77H240ZM16 77V76H15ZM15 77H12V78H15ZM177 77V78H176ZM179 77H181L180 79H183V80H180L179 79ZM202 77V78H203ZM220 77L222 78V80L220 79ZM230 77H233L232 79H236L235 81L234 80H232ZM237 77H239V78H237ZM4 78V77H3ZM10 78V80H12V78L11 77H9ZM220 80H219V79ZM226 78V79H225ZM7 78L5 77V82H4V84L6 83V80ZM175 79V80H174ZM215 79H216V81H217V84H216V81H215ZM229 79H231L230 81L231 82H237L236 83V85L237 86H235V85H232L231 84V82H230V85L231 86H233L232 88H229L228 89V87L230 86V85H227V84H229V82L227 81V80H229ZM167 80V79H166ZM186 80V81H187ZM209 80H211V82L213 81V83H210V82H208ZM9 81V80H8ZM30 81H28L27 83H25V84H29V83H31ZM34 82H36V80H33ZM191 81V82H190ZM219 81H221V83L219 82ZM13 82V81H12ZM17 82V81H16ZM16 82H13V83H16ZM34 82H32V83H34ZM194 82H196V81H194ZM224 82H226V83H224ZM1 83V82H0ZM7 83H9V82H7ZM12 83V84H13ZM180 83V82H179ZM178 83V85L177 84H174V85H177V86H179L180 84ZM201 82H199L198 84H200ZM219 83V84H218ZM239 83V84H238ZM10 84V83H9ZM19 83H17L16 85H18ZM21 84V83H20ZM2 85V84H1ZM8 85V84H7ZM7 85H4V86H7ZM31 85V84H30ZM32 85H35V84H32ZM192 85H194V83H192ZM217 85H218V87H217ZM224 85V86H223ZM21 86V85H20ZM20 86H18V87H15V88H18V89H16V91H17V93H18V90H21V91H26L25 93H23V95L24 96H27V95H25V94H28V95H30L29 94V92H33V93H31V94H33L34 95V91L33 90H30V91H28V90H26V89H19V87ZM25 87L24 88H28V85H24ZM27 86V87H26ZM214 87L215 86V88L217 89H215L214 91L212 90V89H214V88H212V87ZM220 86H222L223 88H225V90L224 91H230V89H231V93L229 94V92H226V93H228V96H225L226 94H225V92L224 91H222L223 89H221V87ZM227 86V87H226ZM10 87H12L11 85H10ZM13 87H14V85H13ZM29 87H32L33 88V86H29ZM182 87L183 86H179V88L182 90V91H187L186 89H182ZM201 87H206V90H205V88H201ZM7 88V87H6ZM14 88V89H15ZM21 88H23V87H21ZM184 88H186V87H184ZM218 88H219V90H221V91H219L218 90ZM1 87H0V91H1ZM5 88H3L2 90H4ZM28 89H30V88H28ZM193 89V88H192ZM200 89H202V90H204V91H208V90H211L210 92H211V94L210 95H213V96H210L209 95V93L207 92L206 93V95H209L207 98H209V97H214L213 98V100L215 99V97H217V96H219L218 94H220L221 96L220 97H217L218 99H220V98H222V94H223V98H222V100H220V101H225V98H226V100H228V101H225L226 102V104L228 105V109L230 108V109H235L236 107L239 109H236V110H233V111H235V112H233V111H229V110H226V108H227V106L226 107H221L220 106V104H224V103H220V101H218V102H216V99L214 100V102H213V100H211L210 99V101L211 102H213V103H211V102H209V103H207L208 105H212L213 104V106H212V109H215V112H217L218 111V109L217 108H222V112H223V110L225 109L226 110V112H229V114L227 113L226 115L224 114V113H226V112H224L223 114L225 115V116H223V117H221V119H219V120H216V118H218V117H216V118H214V117H211V115H210V113L212 112V109H211V106H208V105H206V109H204V108H202L201 106H197V104L196 103H200V105H202V103H204V104H206L205 102L207 101L206 99L207 98H204V97H202V96H199L200 97V100L201 101H203L204 99H205V101H203V102H201L200 100H196V98L198 99V95H202L201 93H204V92H202V90H200ZM6 90V89H5ZM8 90V89H7ZM5 91L6 93L7 92H11L10 90H13V89H9V91ZM181 90H180V92L179 93H182L181 92ZM233 90V91H232ZM192 92L191 91V89L190 90H188V93H189V95H190V92ZM193 91H194V89H193ZM218 92V93H216L215 94V92ZM12 92H14V91H12ZM238 92V93H237ZM1 93H4V91H2ZM183 93H186V92H183ZM213 93V94H212ZM11 96H16L17 94H15V95H13V94H11V93H9ZM8 93L5 95V96H8L9 95ZM21 95H22V93H20ZM192 94V93H191ZM4 95V94H3ZM217 95V96H216ZM231 95H233V96H231ZM11 96H9V97H11ZM182 97L184 96L185 97V95L184 94H182L181 95ZM196 96V97H195ZM186 97H187V95H186ZM34 98V97H33ZM202 98H203V100H202ZM228 98H230L231 100H229ZM15 99V98H14ZM8 100V99H7ZM7 100H4V102L5 101H7ZM10 100H13V99H9L8 101H10ZM194 100H196L195 102L196 103H191V102H194ZM232 100H234V102L232 101ZM32 101H35V98L32 100ZM209 101V100H208ZM230 101L233 103V105H232V108L230 107L231 106V104L232 103H230ZM1 102V101H0ZM12 102V101H11ZM216 103V104H215ZM219 103V104H218ZM228 103H230V104H228ZM0 104H5V103H0ZM40 104V103H39ZM38 104V105H39ZM183 104H184V106L185 105H187V106H185L186 108H182L183 107ZM192 104V105H191ZM203 104V106H205ZM234 104H235V106H234ZM15 105V104H14ZM218 105V106H217ZM2 108H3V106L2 105H0ZM189 106V109L187 108ZM196 107V109L198 108H202L204 111V113L205 114H207L208 113V115H205V116H203L204 115V113H201V114H198V112L200 111V110H196L194 107ZM208 106V107H207ZM0 107V109H2ZM10 107V106H9ZM8 107V108H9ZM210 107V108H209ZM190 108H192L193 109V112H195V115H196V117H194V118H197V114L199 115V117L202 115V117H203V119L201 120V119H197V121H196V123L195 122H193L192 123V121H189V119H191L192 120V116H191V114H194V113H192V109H190ZM209 108V109H208ZM7 111H9V109H7V106H6V108H5ZM16 109H18V108H16ZM182 109H185V111H183L182 112ZM39 110V109H38ZM187 110L188 111H190V112H188L187 114H185L186 112H187ZM206 110H208L207 111V113H206ZM220 110V109H219ZM6 111V112H7ZM40 111H42V110H39L38 112L40 113ZM210 111V112H209ZM220 111V112H221ZM239 111V117H234V116H231V115H236L237 114V112ZM1 112H3V110H1ZM185 112V113H184ZM202 112V111H201ZM214 111L212 112V113H214V114H212L213 116L214 115H216V113H215ZM233 112V113H232ZM4 113V112H3ZM191 113V114H190ZM218 113H219V111H218ZM221 115H223L222 113H220ZM219 114V115H220ZM227 115H230V117L229 116H227ZM26 116V115H25ZM181 116V117H180ZM183 116H186L185 118H187L188 119V121L183 117ZM188 116V117H187ZM2 117H4V115L3 116H1L0 115V118H2ZM27 117H29V116H27ZM179 117H180V119L181 118H183L185 121H187L190 125V127H196V126H198V125H200V123L202 124L204 121L203 120H205V121H207V120H209L207 123H210V124H212L211 122H213V124L212 125H209L208 126V124H206V128H208L207 130H206V128H205V125L204 126H202V125H200V127H202L201 128V130L199 129H195V130H192V129H188V130H186L185 129V127L187 126V124L185 123V124H183L185 121L184 120H180L179 119ZM204 117H207V119L206 118H204ZM210 117V118H209ZM220 117V116H219ZM224 117H229V118H232V117H234L233 118V120H235V118L236 119H238L239 118V121L238 120H236V121H238V122H240V124H238L239 125V129H241V132L240 131H237L238 129L237 128H235V127H237V124H234V123H231V124H233V125H236L234 128H231V130L232 129H234L233 131H227V130H229V129H227V130H225V128H224V126H218V128H220V130L222 129V131H225V132H228V133H231V134H233V132H235V131H237V132H235V133H238V134H235V135H238L237 137H234V140H237V139H239L238 137H240L239 135H241V137L240 138H244L243 140L244 141H242L241 139V142H240V140H238V142H239V144L241 145H239L238 143H237V141H231L232 142V144H229V146L230 145H233V146H235V147H237V148H233L232 146H230L232 149H231V151L230 152H228V149L229 148H227V147H229L228 145H227V147H223V145L224 144H227V142H230V140H228V139H232V137H231V134H230V137H227V140H225L226 139V137L224 136V134L225 133H223L222 131H221V135L219 136V134L218 133H216V131H213V129L215 128V127H217V125L216 124H218L220 121V123H225V125H229V122H233V120L232 121H228V122H225V120L226 119H223ZM19 118V117H18ZM31 118V117H30ZM229 118H227V120H229ZM3 119V118H2ZM25 119H27L26 117H25ZM25 119H22L23 120V122H24V120ZM33 119V118H32ZM41 119H43V118H41ZM5 120V119H4ZM21 120V119H20ZM28 120V119H27ZM27 120H25V122L27 121ZM44 120V119H43ZM179 120V121H178ZM196 119H194L193 121H195ZM210 120H213V121H210ZM0 121H1V119H0ZM19 123H18V122ZM16 122L18 123V124H23V122L22 123H20V121L19 120H17ZM182 121H184V122H182ZM201 121H203V122H201ZM5 122V121H4ZM31 121H27V123H30ZM35 122L36 121H34V124L33 125H36L35 124ZM39 122H41V121H39ZM199 122V123H198ZM215 122H217V123H215ZM3 122H1L0 123V125L2 124ZM11 123V122H10ZM26 123V125H29V124H27ZM198 123V124H197ZM206 122H204V124H205ZM219 123V124H220ZM222 123V124H223ZM8 124V123H7ZM216 126H215V125ZM218 124V125H219ZM230 124V125H231ZM5 125V124H4ZM3 125V126H4ZM32 125V124H31ZM173 125H175V126H173ZM192 125V126H191ZM230 125L228 126V127H226V128H229L230 127ZM233 125H231V126H233ZM15 126H17V124H15ZM15 126H12V127H14V129H15ZM46 126V128H48V126L47 125H45ZM189 126H187V127H189ZM214 127L213 129H212V127ZM1 127V126H0ZM6 127V126H5ZM21 127H23L24 129H25V126L23 125V126H21ZM30 127V126H29ZM33 128H34V126H32ZM241 127V128H240ZM7 128V127H6ZM17 128V127H16ZM18 128H19V126H18ZM17 128V130H19ZM180 128H182V129H180ZM197 128H199V127H197ZM218 128H216V129H214V130H218V131H220ZM30 129V128H29ZM32 129V128H31ZM30 129V130H31ZM43 129H44V127H43ZM204 129V130H203ZM2 130H4V128L2 127ZM6 130V129H5ZM26 130H28V128H27V126H26ZM33 130V129H32ZM35 130H36V128H35ZM35 130H33V131H35ZM193 131V132H191V133H187V131ZM196 130H198V131H200L199 133L201 134V132H202V134L199 136V138H198V136H196L195 134L196 133H198ZM206 130V131H205ZM209 130H210V134H212V133H214V134H216V135H209ZM7 131V130H6ZM13 131V130H12ZM33 131H31L30 133H32ZM46 131H47V129H46ZM196 131V133H194ZM205 131V132H204ZM5 132V131H4ZM23 132H25V133H27L25 130L23 131ZM43 132H45V130H43ZM24 133V134H25ZM29 133V132H28ZM192 133H194V135H193V137H191V135H192ZM239 133H241V134H239ZM185 134V135H184ZM218 134V135H217ZM5 135H6V133H5ZM14 135V136H13ZM26 136H27V134H25ZM25 135H23V136H25ZM32 135H33V133H32ZM36 135V134H35ZM51 135V134H50ZM207 135H208V137H207ZM235 135H232V136H235ZM8 136H9V134H8ZM192 138H190V137ZM209 136H211V137H209ZM212 136H215V138L218 140V138H220V141H222L221 139L223 138L224 139V142H226V143H224V142H218V141H215V140H213V138H212ZM226 136H227V134H226ZM6 137H7V135H6ZM5 137V138H6ZM10 137V136H9ZM205 137V140L204 139H200V138H204ZM3 138V137H2ZM42 138H45V137H42ZM42 138H41V140H42ZM193 138H195V139H193ZM207 138H209L210 140L208 141V142H210V144L212 145V146H210V144L209 143H207V141H206V139ZM3 140H5V139H3ZM9 140V139H8ZM6 141V142H11V140H13V139H10V141ZM29 140V139H28ZM193 140H196L197 142H200L199 143V145H197L198 143L197 142H195V141H193ZM205 143H204V142ZM0 142H2V140H0ZM6 142H4L5 144H8V143H6ZM165 142V141H164ZM163 142V143H164ZM187 142V143H186ZM242 142H244V143H242ZM4 143H2L3 145H5ZM12 143V142H11ZM37 143V142H36ZM162 143V145L164 146V145H167L166 143H164L163 144ZM195 143V144H194ZM201 143H203V144H205V149H204V145L202 146V145H200ZM215 143V144H214ZM234 143H236V144H238V145H235ZM175 144V143H174ZM220 144H221V146H220ZM2 145V146H3ZM32 145H34V146H32ZM43 145H45V144H43ZM208 145H209V147H210V149L211 150H213L211 147H217L218 149H216L217 150V152H216V150L215 151H210V150H206V149H209L208 148ZM6 146H9V145H5V148H7ZM10 146H12L11 144H10ZM198 146V147H197ZM200 146H201V148H200ZM239 146V147H238ZM1 147V146H0ZM4 147V146H3ZM171 147V148H170ZM184 147V148H183ZM224 149H223V148ZM13 148V147H12ZM46 148V147H45ZM44 148V149H45ZM179 148V147H178ZM226 148V149H225ZM239 148V149H238ZM14 149H16V148H14ZM13 149V150H14ZM19 149V148H18ZM18 149H16V150H18ZM23 150H24V148H22ZM21 149V151L23 152V150ZM26 149L27 150H29L27 147H26ZM166 149H168L167 151H166ZM201 149V150H200ZM219 149H221V151L219 150ZM223 149V150H222ZM233 149H234V151H233ZM1 150V149H0ZM3 150V149H2ZM8 150H10V149H8ZM165 150V151H164ZM169 150H170V152H169ZM174 150V151H173ZM203 150V151H202ZM235 150H237L236 152H235ZM45 151H47V150H45ZM171 151H173V153H175V154H172V155H174V156H172L171 155ZM226 151V152H225ZM232 151H233V154H232ZM7 152V151H6ZM12 152V153H11ZM9 151V153H7V155L8 156H6V154H5V157L7 158V157H9V159H11L10 157L12 156L11 154H14V152L13 151ZM25 152V151H24ZM24 152L23 153H21L20 151L18 152V156H20V155H22L23 157L22 158H24V156H27L28 154H27V152L24 154ZM211 152H213V153H218V154H213L212 155V157L214 158L215 157V159H217V161L216 162H212L211 160L213 159V158H211L210 156H211ZM222 154H221V153ZM225 152V153H224ZM236 154H235V153ZM2 153H4L3 151H2ZM11 153V154H10ZM21 153V154H20ZM32 153V154H31ZM210 155H209V154ZM230 155H229V154ZM10 154V155H9ZM17 154V153H16ZM24 154V155H23ZM164 154V153H163ZM224 154H226V155H224ZM43 155V156H42ZM46 155V157H44ZM162 155V154H161ZM215 155H219V157L221 156V155H224V156H227L228 158H226V159H224V156H222L221 158H223V160L221 161L220 159L221 158H219L218 156H215ZM236 157H234V156ZM15 156V155H14ZM29 156V155H28ZM238 156V157H237ZM1 158H0V160H2L0 163H2V164H6L5 162L8 160V159H6L4 156L2 157V156H0ZM39 157H44V158H39ZM15 158H16V156H15ZM14 158V159H15ZM37 158H39V159H37ZM211 158V159H210ZM230 158V160H232V159H234V161H235V159H237V161H235L236 163H234V161L233 162H230V160H227V159H229ZM4 159H6V160H4ZM19 159H21V156L18 158V160ZM28 159V158H27ZM202 159H204V160H202ZM16 161H17V159H15ZM22 160H25V159H21V161ZM45 160V162H43V161ZM214 160V159H213ZM3 161H4V163H3ZM8 161H10V160H8ZM15 161V162H16ZM29 163H31V164H29V165H27L28 164V162ZM36 163H35V162ZM37 161H39V162H41L40 163V166L38 165L39 164V162H38V164H37ZM205 161V163H203ZM224 161V162H223ZM226 161L227 162H229L227 165H225V166H227L226 168H224L225 170L224 171H226L227 172V174H228V176H229V174H231L230 176H229V180L230 179H234V178H236V182H237V184L238 185H241V183H244L243 185L245 186L244 188H245V190H243L242 189V187H239V186H237L236 185V182H228V183H226V185L225 184H223V185H225V186H228L227 188H228V190H223V189H227V188H225V186H223L224 188L222 189L221 187H222V182L224 181V179L226 180L225 182H227L228 180H227V176H225V178H220L222 175H220V174H222V171L221 170H223L221 167V169H220V174H218V173H215L216 171H218V169L216 170V168L218 167V165H221V166H223L224 164H226ZM14 162V160H12V162L11 163H13ZM15 162L13 163V165L12 166H14V164H15ZM18 163H20V161L18 162ZM26 163V164H25ZM45 163V164H44ZM210 163H211V165H210ZM223 163V164H222ZM230 163H234V164H236V165H232V164H230ZM33 164V165H32ZM41 164H44L43 166L41 165ZM46 164H49L51 167H54L53 169H54V171H56V172H54L53 170H51V167H48V166H45ZM207 164V165H206ZM229 164L230 165H232L233 167L234 166H238V167H234V169H236V168H238V169H236V170H234V169H232L233 171H234V173H233V171H232V173H231V167L230 168H228L229 167ZM240 164V165H239ZM161 165H162V163H160L159 162V164L157 165H155L154 167H151V168H154L153 169V172H155L157 169H159L160 167H161ZM172 165L174 166V168H172ZM216 165V166H215ZM7 166V168L9 169L10 167L8 166V165H6ZM5 166V167H6ZM25 166H32L31 167V171H30V167L28 168V171L26 170L27 169V167H25ZM34 166V167H33ZM36 166H38V168H36ZM42 166V167H41ZM2 167H3V165H2ZM15 167V166H14ZM44 168V169H41V168ZM46 167H47V169H46ZM156 167V168H155ZM159 167V168H158ZM187 167V169L185 170V168ZM209 169H208V168ZM213 167V168H212ZM0 168H1V166H0ZM4 168V167H3ZM2 168V169H3ZM26 168V169H25ZM34 168H35V170H34ZM239 168H241V169H239ZM40 171H39V170ZM156 169V170H155ZM207 169V170H206ZM230 169V170H229ZM254 169H257V170H255V173H253L254 172ZM34 170V171H33ZM69 170V169H68ZM176 170V171H175ZM216 170V171H215ZM229 172H228V171ZM17 171V172H16ZM33 171V172H32ZM44 171H46V172H44ZM50 172V173H52L53 175L51 176V175H49V174H46V176L45 177H56V180H54V178H42V180H46V181H44V182H42V184H43V186L41 185V184H36L35 186H34V183H35V181L36 182H39V180L41 179V178H38L37 179V177H41V176H43L45 173H47V172ZM67 171V170H66ZM178 171H180V173H178ZM211 171V172H210ZM240 171H243V172H240ZM256 171H257V173H259V174H261V176L260 175H256ZM29 172H32V173H29ZM37 172V173H36ZM39 172H41V173H39ZM48 172V173H49ZM62 173V174H57V173ZM68 172V171H67ZM173 172H175V173H173ZM202 172H203V174H202ZM204 172H206V173H208V175H211L210 177L207 175V178L206 177H203V176H206L205 174H204ZM226 172H224V174L223 175H227L226 174ZM245 172V173H244ZM44 173V174H43ZM162 173H164V171H162ZM200 175H199V174ZM236 173L238 174V173H241V174H239V176H243V178L242 177H239V176H237L236 175ZM249 173H250V175H249ZM263 173V174H262ZM38 174V175H37ZM40 174H41V176H40ZM54 174H56V175H54ZM181 175V177H180V175ZM184 174V175H183ZM190 174V176H188ZM232 174H234V176L235 177H232ZM6 175V176H5ZM8 175H10V176H8ZM26 175H28V176H30V177H28V178H26V180H23L22 181V179H24V176H26ZM33 177H32V176ZM34 175H37V177L36 176H34ZM49 175V176H48ZM166 175V174H165ZM217 175H219V176H217ZM253 175H256V176H253ZM4 176V177H3ZM22 176V177H21ZM62 176V177H61ZM154 178H153V177ZM159 176H160V174H159ZM161 176H162V174H161ZM219 177V178H217V177ZM260 176V177H259ZM5 177H9V178H7L6 180H8V179H10V178H12V177H14V179H16V180H18V181H16V180H14V179H11V180H13V181H11L12 183L10 184L9 183V180L6 182L5 181ZM16 177V178H15ZM64 177V178H63ZM105 177V179H101V178H104ZM165 177V176H164ZM211 178V181H210V179L209 178ZM232 177V178H231ZM255 177H257V178H255ZM19 178V179H18ZM32 178H35L33 181H31L32 180ZM60 178H62L61 180H65L66 178L67 179H69V181H65V184H64V182L63 181H61V180H59ZM71 178H72V180H71ZM150 178H152L151 180H149ZM163 178V177H162ZM202 178V179H201ZM216 178V179H215ZM240 178H242V179H240ZM261 178H263V177H261ZM28 179H30V180H28ZM80 179V178H79ZM153 179H155V180H153ZM166 179H170V180H168V181H173V178H166ZM165 178L164 179H161V180H166ZM207 179V180H206ZM209 179V180H208ZM223 179V180H222ZM237 179H240V180H237ZM255 179H257V182L258 183H260L259 181H261L262 182V186L260 185V184H257V182L255 181ZM159 180H160V178H159ZM201 180H203L202 182L204 183V184H202L201 183ZM206 180V181H205ZM218 181L217 183H215V181ZM219 180L221 181V183L219 182ZM5 182V185H7V184H10V185H8L10 188L12 187V186H17L18 185V183L17 182H21L22 181V183H20V185L21 186H18L17 188H16V190L17 189H19V190H21V191H19V192H22V193H20L19 194V196L20 195H23V197L24 198H22L21 196H20V199L18 200V198L19 197H17L16 195H17V192L18 191H16V193H15V191L14 192H12V191H8V194H13V193H15V195H12V196H14L15 197V199H13V198H9V199H6V197H12V196H6L7 195V192L5 193V190L6 189H9L10 190V188H6V189H4V190H2V187H5V185H4V182ZM163 181V182H164ZM185 181V182H184ZM214 181V182H213ZM231 181H233V180H231ZM239 181V182H238ZM240 181H241V183H240ZM26 184H25V183ZM30 182V183H29ZM33 182V183H32ZM58 182V183H57ZM81 182H82V186H83V184H84V186H83V188H87V191H88V193H87V191H84L83 190V192H84V194H83V192L81 193V196H79L80 194L79 193H77L76 192V190L74 191V189H73V191L74 192H76L75 194H78V196L77 195H72V191H71V189L72 188H75V189H77L78 187H79V185L81 184ZM152 182V183H151ZM211 182H213L214 184H212ZM225 182H223V183H225ZM14 183H16V185L14 184ZM28 183V184H27ZM49 183H50V185H52V186H50L49 185ZM77 183V184H76ZM169 183H171V182H169ZM207 183V184H206ZM209 183V184H208ZM221 184V186H215L216 188H214L212 185H217V184ZM256 183V184H255ZM198 184H201L202 186H203V188H202V186L201 185H198V186H201L200 188H199V190H197V188H198V186L197 185ZM245 184H250V185H245ZM4 185V186H3ZM30 185H32L31 187H30ZM45 185H47V186H45ZM60 186V188L58 189V190H55V189H57L58 188V186ZM158 185H160V183L158 184ZM161 185H163V184H161ZM210 185V186H209ZM242 185V186H243ZM252 185H254V186H252ZM28 186V187H27ZM40 186H42V187H40ZM65 186H67V188H65ZM81 186V187H82ZM90 186V187H89ZM177 187V188H173V187ZM234 186H237V188H241V189H239V193H241V194H239V193H237L238 192V190H236L237 188H235ZM248 186L250 187V188H248ZM21 189H20V188ZM36 187V188H35ZM48 187L50 188V187H52V188H54V189H49L48 190ZM77 187V188H76ZM81 187H79V189L81 188ZM183 187V188H182ZM184 187H186V189L188 188V189H191L192 188V190L191 191H193V192H201V190H205V193H203V191L199 194V193H195L194 195H193V197L194 198H196L197 200H198V196L200 195V197H202V198H199V200L198 201H202V202H196V199H194L193 197H190L189 195L187 196L188 198H192V200H194V201H192V200H188V198H185V200H184V198L182 199V198H179L180 200H181V202L183 203L184 201H186L184 204H182L180 201H179V199H172V198H174V197H171V196H176V197H181V195L183 196V197H185V195L184 194H182V192H183V190H184V192L186 191V193L187 192H189L190 190H186V189H184ZM208 187H210V188H212V189H209ZM218 187H220L221 188V190L218 188ZM235 189H234V188ZM23 188V189H22ZM32 188V189H31ZM33 188H35V189H33ZM41 188V189H40ZM42 188L44 189V188H46V190H48V191H43L42 192V195H40V196H36V195H38V194H36L37 192H41V191H38L37 189H40V190H42ZM63 188V189H62ZM90 188H92L93 190L92 191H94L95 190V192L96 193H99V192H103L104 194H101V193H99V194H97V195H100V196H98L99 198H95L94 196H96L95 194H93V193H95V192H91L89 189ZM102 188V187H101ZM163 188V189H162ZM202 188V189H201ZM208 189V190H206V189ZM233 188V190H232V192H231V190L230 189H232ZM260 188H263V189H260ZM29 189H31V190H29ZM144 189H143V191H144ZM171 189H170V193H173V191H171ZM215 189V190H214ZM260 189V190H259ZM12 190H14L13 188H12ZM37 191V192H35V191ZM62 190V191H61ZM63 190H64V192H63ZM96 190H98V192L96 191ZM196 190V191H195ZM225 191V192H220V191ZM236 190V192H234ZM2 191V192H1ZM25 191H26V193H25ZM31 191V192H30ZM67 191V192H66ZM70 191V192H69ZM79 191H82V189H80ZM143 191H141V192H143ZM159 191V190H158ZM208 191H213V192H210V195L208 196V194H206V192H208ZM241 191V192H240ZM260 191V192H259ZM4 192V193H3ZM54 194H56L55 196L54 195H52L53 193ZM56 192H58L59 194H61V195H58V193H56ZM66 192V193H65ZM87 194H86V193ZM105 192H106V194H108V195H110L111 197L109 198V196H107L106 194H105ZM228 192V193H227ZM229 192H231V194L229 193ZM32 193H35V196L37 197H32ZM68 193V194H67ZM167 193H169V192H167ZM24 194H26V195H24ZM48 194H50V195H52V197L53 198H51V196L50 195H48ZM74 194V193H73ZM83 194V195H82ZM88 194H91L90 195V198H85V200H83V202H85V201H88L87 199H94L93 200V202L94 201H97L98 203H100V205L101 204H103V203H101V201H103V200H101L100 198H102V199H106L107 197L109 198V200L112 198V200H114L113 202H111L112 200H107V201H105V202H111L112 204L114 203V202H117V201H119V203H114V205H110V207H107V208H114L115 207V209H117V210H114V212L115 211H119L118 213H120V212H123V213H121L122 214V216H123V218H121L120 217V215L119 214H114V212H112L111 213V211H110V209H106V211H108V212H110V214L109 213H105V212H103V211H101V212H95V210H97L98 211V209H97V207L99 206V205H95V204H98V203H96V202H90L89 201V203H83L82 201H81V199H83L84 198V196H88ZM111 194H113L114 196L112 197V195ZM151 194V196H149ZM187 194H189V193H187ZM31 195V196H30ZM67 195H69V196H67ZM92 195H94V196H92ZM107 196V197H105V198H103L102 196ZM143 195H145V196H149V198L147 199V197H145L144 198V196ZM247 195V196H246ZM6 196V197H5ZM42 196H44L43 198H42ZM46 196V197H45ZM50 196V197H49ZM60 196H61V198L63 199L62 201H60L61 200V198H60ZM63 196V197H62ZM71 196V197H70ZM72 196H74V197H77V198H74V197H72ZM93 198H92V197ZM142 196V197H141ZM156 196V195H155ZM170 196V197H169ZM245 196V197H244ZM38 197H40V198H38ZM78 197H80V198H78ZM83 197V198H82ZM89 197V196H88ZM97 197V196H96ZM205 197H208V199H206ZM244 198L243 200L241 199V198ZM22 198V199H21ZM27 198H30L29 200H31V201H25ZM36 198V199H35ZM45 198H51V202H49V200H47V201H44V200H46ZM59 198V200H57ZM70 198V199H69ZM154 198H156L157 199V196L156 197H154ZM164 198H165V196H164ZM246 198V199H245ZM2 199H4V200H2ZM12 199V200H11ZM39 199H40V201H43V202H40L39 201ZM69 199V200H68ZM98 199V200H97ZM142 199H143V201H142ZM144 199H146V200H144ZM10 200L11 201H13V202H10ZM16 200H18L19 202H17ZM24 201V203H22L23 201ZM56 200L58 201V202H60L59 203V205H61V206H65V209L67 208V210H65L64 211V209L63 208H61L60 210H57V209H55L58 213H56V214H53L54 212H55V210L52 212V214H51V211H49V210H53L54 208H58V204L56 203ZM65 200H66V202H65ZM117 200V201H116ZM174 200H177V202L175 203L174 202V204H172L173 203V201ZM184 200V201H183ZM205 200H207L206 201V206L205 205H202L204 202H205ZM0 201V202H1ZM5 201H8V202H5ZM20 201H21V203H20ZM37 201H38V203H37ZM67 201H69V202H67ZM82 202V203H80V202ZM136 201H138V199L136 200ZM156 201V200H155ZM170 201V205L172 206V207H169V204H166V203H168V202ZM209 201V202H208ZM27 202V206H31V205H28V203L29 204H32V206H34V209H32L31 208V210H33V211H28L29 210V207L27 208L28 210H26V205H25V203ZM35 202H36V204H35ZM40 202V203H39ZM55 203V204H51V203ZM72 202H74V203H72ZM75 202L77 203V204H75ZM104 202V201H103ZM145 203L144 205L142 204V206H141V203ZM180 202V203H179ZM188 202H191V203H189L188 204ZM208 202V203H207ZM7 203H12V205H13V207L11 206V204H7ZM15 203H16V205H15ZM46 203H49V204H46ZM68 203V204H67ZM70 203L72 204V205H74L75 207H72L71 205H70ZM78 203L79 204H81V205H83L82 207H84V208H82V209H79L80 207H81V205L80 206H78ZM139 203V204H138ZM154 203H156V202H154ZM194 203H195V205H202L203 207H206V209H203V207H199V206H195L194 205ZM196 203H198V204H196ZM38 204H45V205H50V206H52V205H54L53 207V209H51V208H49V207H45V206H41V205H39V206H37ZM85 204V205H84ZM91 205L93 208H95V210H93V208L92 207H89V205ZM122 204V203H121ZM120 204V205H121ZM147 204H148V206H147ZM176 204V205H175ZM87 205V206H86ZM104 206L105 205H107L106 203H104L103 204ZM118 205V206H117ZM153 205V204H152ZM166 205V206H165ZM181 205H183V206H181ZM188 205H190L191 206V208H190V206H188ZM192 205H194V206H192ZM6 206H8V207H6ZM31 206V207H32ZM41 206V209L39 208ZM97 206V207H96ZM104 206L103 207H101V209L103 208L104 209ZM107 206H109V205H107ZM114 206V207H113ZM144 206H147L148 208H149V206L151 207V208H155V209H150V210H152V211H150L148 208L146 209V207H144ZM174 206H176V207H174ZM44 207L45 208H47L48 209V211L50 212V216H52V217H48V216H45L46 218H48V220H50V222H48V224H43V223H47V219L45 218H43V215H42V212H43V209H44ZM77 207H78V209H77ZM116 207H118V208H116ZM185 209H184V208ZM186 207H188V208H186ZM194 207H197V209H195ZM201 208V209H199V208ZM5 208H7V209H5ZM23 208V209H22ZM59 208H60V206H59ZM70 208H72L71 209V211H70ZM105 208H106V206H105ZM120 208V209H119ZM171 208V209H170ZM208 208V209H207ZM12 209H14L13 211H12ZM17 209H20V211L22 212V211H24V209H25V211H28V212H23V213H21L19 210H17ZM47 209H44V211H46ZM92 211H91V210ZM100 209V210H101ZM159 209H156V210H158L159 211ZM172 209H175V210H172ZM177 209V210H176ZM186 209H189V210H187V212L188 213H186ZM202 210V211H205V210H207V211H205V213L204 212H202V211H192V210ZM2 210V211H1ZM41 212H40V211ZM80 210H82V211H80ZM87 210H89V211H91L90 212V215H89V217H88V212L89 211H87ZM112 211H113V209H111ZM122 210V211H121ZM129 210V209H128ZM134 210V209H133ZM132 210V211H133ZM147 210H149L148 212H147ZM181 210V211H180ZM191 210V211H190ZM10 211H12L13 213H11ZM76 211H77V213L79 214V215H77V213H76ZM78 211H80V212H78ZM85 213H84V212ZM143 211H145V212H143ZM158 211H155V212H152L153 213V215H155V213H157ZM177 211H179V212H177ZM183 211H185L184 212V214H186V215H188V216H186V215H183L182 213H183ZM190 211V212H189ZM48 212V213H49ZM139 212L141 213V214H139ZM171 212H173V213H175V214H173V213H171ZM194 212V213H193ZM201 212L203 213V214H201ZM15 213V214H14ZM27 213H29V214H27ZM83 214V215H81V214ZM91 213H92V216H91ZM98 214V213H101V214H103V213H105V214H103V216L105 215V217H107V214H109V216L110 217H107V219L108 218H110L109 220H111V219H118L117 220V222H123V220H120V219H124L125 220V222H123V223H121L120 225H118L117 226V228H115V229H113L112 231L111 230H109V229H112V228H114V227H116V226H111V225H113V224H117V222H115V220H114V222H112V220H111V222H110V225L109 226H111L109 229H107L106 228V230H108V231H106L105 233H107V232H110L109 234H113L114 232H116V231H118V233L116 232L115 233V235H112V236H115L116 237V235L118 234V236L119 235H121L122 233H124V234H122L120 237L122 238V239H124V241L121 239L120 241L122 242H119L118 243V241H119V237H116L117 238V241H115L111 236L110 237H107L106 236V238H108L107 240H106V238H104V236L105 235H107V234H104L103 233V230H105V228H104V223L105 224H108V223H106L107 222V220H106V222H105V220H103V222H101V220L102 219H106V218H104V217H98V219H101L100 220V222H96L97 224H93L94 225V227H96L99 223L101 224V225H98L97 227H99V226H102V228L103 229H101L100 231H102V232H100L99 231V233H101L103 236L102 237H100L101 235L99 234V233H96L99 229H96L95 228V230L94 229H92L91 227H87L86 226V224H84L83 225V223H80V220H81V222H84V220H85V222H87V220H89V219H92V218H90V217H93V216H96V215H94V214ZM133 213V214H134ZM148 214V213H150V215H149V217L146 215L145 216V218H140V217H144L142 214ZM10 214V215H9ZM16 214V215H17ZM23 214V215H22ZM25 214H27L26 216H25ZM86 214V215H85ZM100 214V215H101ZM115 216L114 218H112L113 216ZM158 214V213H157ZM194 214V215H193ZM47 215V214H46ZM56 215V216H55ZM164 215H167V217H165V218H167V219H165L163 216ZM178 215V216H177ZM180 215V216H179ZM192 215L194 216L193 218H192ZM0 216H1V214H0ZM7 216H9L11 219H9V218H6ZM18 216V215H17ZM16 216V217H17ZM82 216H84V217H82ZM102 216V215H101ZM5 217V218H4ZM24 217H22V219H25ZM81 217V218H80ZM87 217V218H86ZM97 217L95 218V220H98L97 219ZM117 217V218H116ZM118 217H120V218H118ZM139 219H138V218ZM160 217H162V218H164L165 219V222L163 223L162 222V220H164V219H162V218H160ZM169 217H172L171 219L169 218ZM177 217H179V218H177ZM31 218L30 219H25L26 220V222H27V220H28V222H30L31 224L29 225L28 223H25V224H27V225H29V228L28 229H30V227L31 226H33L34 224L32 223V220H31ZM84 218H86V219H84ZM125 218H127V219H125ZM147 218H149V219H147ZM175 220H174V219ZM179 220V222H177V219ZM14 219H16V218H14ZM44 219V220H43ZM56 219H58V218H56ZM59 219V220H60ZM68 219V220H69ZM131 219V218H130ZM155 219V220H154ZM168 219H170V223H168L167 224V222H168ZM190 219V220H189ZM45 220H46V222H45ZM109 220H108V222H109ZM157 220H160V222H157ZM181 220H183V222H184V224H182V225H178V224H180L181 223ZM41 221V222H40ZM9 222V223H8ZM90 222H93V220H90ZM126 222H127V225H126V227H124V225L122 226V228H119V226H121L122 224H126ZM139 222H141V220H139ZM139 222H137V223H139ZM176 223V224H174V223ZM182 222V223H183ZM51 223V225H49ZM130 223H132V224H130ZM153 223V224H152ZM159 223V225H157ZM187 223V224H186ZM7 224H8V226H10V227H6L7 226ZM54 224V225H55ZM130 224V225H129ZM133 224H135L134 226H133ZM139 224H141V223H139ZM156 226H155V225ZM170 224V225H169ZM190 224V225H189ZM196 225V229L193 227V225ZM87 225L89 226V225H91L90 223H88L87 222ZM92 225V226H93ZM169 225V226H168ZM171 225H172V227H174L176 230V232L175 231H173L172 232V229H170V228H172L171 227ZM185 225V226H184ZM12 226V227H11ZM26 226V225H25ZM105 226H107V225H105ZM109 226H107V227H109ZM128 226V227H127ZM133 227V228H131V227ZM143 226V228H140V230H137V231H140V234L139 233H137V231H134L135 229V227H136V229H138V227H142ZM148 226H150V227H148ZM165 226H167V227H165ZM176 226H178V228H176ZM180 226H182V227H180ZM187 226V227H186ZM27 227V226H26ZM64 227V228H65ZM81 227V228H82ZM85 227L86 228H88L87 230L85 229ZM145 227V228H144ZM152 227H155V229L153 230V228ZM160 227H162V228H164V229H161ZM188 227H190L188 230H187V228ZM4 228V229H3ZM11 228H13V229H11ZM70 228H71V230H70ZM124 228V230H122ZM130 228L131 229H133V230H130ZM160 228V229H159ZM174 228H173V230H174ZM191 228H192V230H191ZM194 228V229H193ZM25 230V231H29V230ZM78 229H80L79 231H78ZM90 229H92V230H94V231H96L95 233L92 231V230H90ZM118 229V230H117ZM157 229V230H156ZM167 229V230H166ZM179 230V232H178V230ZM184 229V230H183ZM2 230H4V231H2ZM120 230H122V231H130V232H120ZM142 230V231H141ZM164 230V231H163ZM181 230V231H180ZM190 230V231H189ZM195 230V231H194ZM30 231H29V234H30ZM44 231H48V230H44ZM132 231V232H131ZM194 233H192V232ZM11 232H9V233H11ZM14 231H13V233H15ZM36 232V233H37ZM85 232L86 233H88V234H85ZM93 233L92 234V236L93 237H89V236H91L90 235V233ZM142 232H143V234H142ZM3 233V234H2ZM12 233V234H13ZM20 233V232H19ZM26 232H24V236H26L27 237V235H29V234H25ZM45 233V232H44ZM80 233H82V234H80ZM162 235H165V236H167L166 238H165V236H162ZM170 235H169V234ZM178 233V234H177ZM5 234H7V235H5ZM17 234V233H16ZM21 234V233H20ZM31 234V236L33 237H31L30 236V238H29V236H28V239H30L27 243H29L30 241V243H32V242H34L32 239H35V237L33 236ZM55 234V233H54ZM108 234V235H109ZM125 234H127V237H125L126 235ZM128 234H129V236H130V238H132L133 240H129V241H125V240H127L128 239ZM134 234H136L135 235V239H134V237H133V235ZM139 234V235H138ZM158 234H160V236L158 235ZM173 234V235H172ZM180 234H182V235H180ZM47 235H50V232L48 231V234ZM81 235V236H80ZM84 235H86V238H85V236ZM89 235V236H88ZM97 235V236H96ZM124 235V236H123ZM138 235V236H137ZM169 235V236H168ZM175 235L178 237H176V239H174L175 238ZM186 235V236H185ZM12 236H15V234H13ZM19 236H21V235H19L18 234V238H19ZM44 236L45 237H48V236H46L45 234H44ZM53 236V235H52ZM80 236V238H78ZM141 236H144L143 238H146L147 239V237L148 238H150V237H152L151 239H149L150 241V244L149 243H147L146 241H148V239L146 240V241H144L145 239H143V238H141ZM156 236H158V238L159 237H161V238H157ZM171 236H173V237H171ZM182 236H184V237H182ZM189 236V237H188ZM24 238L23 237V239H25V240H27V238ZM138 237H140V238H138ZM168 237H169V240H166V239H168ZM171 237V238H170ZM7 238H9V239H7ZM41 238H44V237H41ZM82 238H85V239H82ZM91 238L94 240V245L93 244H89L91 247H94V251L93 250H90V252H92V253H90L89 255H87V254H85V253H87V252H85V251H83V249H88V245H87V240L88 239H90L91 240ZM100 238H104V242L102 241H98V239H100ZM111 238V239H110ZM129 238V239H130ZM153 238H155V239H153ZM164 238V239H163ZM181 240H180V239ZM22 238L21 239H16L15 238V240L18 242L19 240L21 241V240H23ZM46 239V240H47ZM78 239H80L79 241H78ZM81 239H82V241L84 240L85 241V244H86V246H88V247H86V248H81V245L83 246L84 244V242L83 243H81L82 241H81ZM112 239L114 240L113 242H116L117 243V246H114V243H112ZM136 239H140L138 242H137V240ZM160 239H162V240H160ZM2 240V238H0V241H3ZM25 240H23V242H22V244L21 243H17V244H19V246H20V244H21V246H23V243L25 242ZM64 240V241H63ZM88 241V243L89 242H91V243H93L92 241ZM164 240V241H163ZM175 240V241H174ZM107 241H111V243L113 244V246L111 247V244H108L109 242H107ZM131 241V242H130ZM134 241H136V242H134ZM152 241H155V242H152ZM161 241H163V242H161ZM169 241H174V242H169ZM180 241V242H179ZM35 242H37V240H35ZM45 242V243H44ZM55 242H56V245H57V243H59V246L60 247H62L61 245H63V246H71V245H73V243L74 242H77V244L76 245H73L71 248H73V250L72 251H74V252H72V251H70L71 249L68 247V248H59V246H57V247H55V248H58L59 249V251L58 252H62V253H64V251L65 250H67V253H68V255L67 256H69V257H67L66 255V257L67 258H64V255L61 253H56L57 251L56 250H58V249H54V248H52L53 250H54V254L52 253L53 252V250H51V247L52 246H50V245H55ZM95 242H98V244L101 242L102 244H100L99 246H104L105 244H108L109 246H104V247H101V250H102V252H99L100 251V247L99 248H96V247H98V245L95 243ZM105 242H107V243H105ZM125 242V244H127V243H129L130 242V244H127V245H124L123 243ZM157 242H159V243H157ZM181 242H183L182 244H181ZM1 243V242H0ZM5 243V242H4ZM13 243L15 244V241H13ZM26 243V242H25ZM24 243V244H25ZM39 245L41 244V243H39V242H37ZM62 243V244H61ZM70 243V244H69ZM104 243V244H103ZM137 243V244H136ZM147 243V244H146ZM151 243H153L152 245H151ZM157 244V245H155V244ZM171 243H173V244H171ZM179 243H180V245H182L181 247L179 246ZM2 245H0V247L2 246V248L0 249V253H1V251H2V253H3V250L2 249H4L5 250V248L6 247H4L3 245H5V244H3V242L1 243ZM14 244H10L11 246H13L14 247ZM35 244V243H34ZM69 244V245H68ZM118 244L120 245L121 244V246L119 247L118 246ZM136 244V245H135ZM140 244V246H138ZM141 244H143V245H141ZM146 244V245H145ZM149 244V245H148ZM175 244H177V245H175ZM203 244V245H202ZM204 244H206V245H208L209 247H211V248H209V247H207L206 245H204ZM6 245H8V244H6ZM27 244H25V247H30L31 245H33V244H31L30 246H26ZM37 244H35V246H36ZM55 245V246H56ZM93 245V246H92ZM124 245V246H123ZM155 245V246H154ZM174 245V246H173ZM196 245V246H195ZM131 246V247H130ZM132 246H135V247H132ZM144 246V248H143V252H146L147 251V249H149V251H147L146 253H139V254H136L137 252H141L142 250L141 249H139L138 251H136V248H142ZM148 246H150V248L148 247ZM177 246V247H176ZM194 246V247H193ZM201 248H199V247ZM18 246H15V248H17ZM32 247V246H31ZM34 247V246H33ZM36 247H39L38 245L36 246ZM77 247H79V249L77 248ZM84 247V246H83ZM91 247H89L90 249H91ZM106 247H110V249L108 250V248H106ZM116 247L118 248V249H116ZM122 247H124L126 250H128V251H125V249H123ZM174 247H176V248H174ZM195 247H197V248H199V250H197ZM20 249L22 248V247H19ZM39 248H43V247H39ZM78 250H77V249ZM103 248H104V250H103ZM114 248H115V250H114ZM131 248H133L134 250H132ZM147 248V249H146ZM153 248V249H152ZM206 248H207V252H205L206 251ZM9 249H11L10 247H9ZM37 249V248H36ZM35 248H34V251L36 252V253H39L40 251H41V249H38L39 251H37ZM45 249H43V252L45 251ZM61 249H64V251L63 250H61ZM106 249V250H105ZM114 251H113V250ZM120 249V250H119ZM177 251H176V250ZM178 249H180V250H182L181 252H180V250H178ZM202 249H204V251H202ZM7 250H8V248H7ZM32 250V249H31ZM97 250H99V251H97ZM118 250V251H117ZM122 250H124V251H122ZM201 250V251H200ZM9 251V250H8ZM7 251V252H8ZM24 252H25V250H23ZM33 251V250H32ZM75 251H76V253L77 252H79V253H75ZM131 251V253L130 254H132V253H134L135 255H132V256H128V255H130L129 254V252ZM10 252H12V253H14V251H10ZM16 252H20V251H18L17 249H16ZM15 252V253H16ZM72 252V253H71ZM81 252V253H80ZM112 252V253H111ZM120 253V255H118V254H116V253ZM171 253L170 255H167V254H169V253ZM174 252V253H173ZM12 253H10V254H12ZM12 254V255H15L13 258H17V255L16 254ZM26 253H30L29 255H31V253H33V252H30V248L28 249V251L26 252ZM47 253V252H46ZM46 253H43L42 254V252H40V255H38V257H40L39 259H41V257H43L44 258V256H45V254ZM67 253H64V254H67ZM101 253V254H100ZM123 253V254H122ZM176 253V254H175ZM201 254V255H199V254ZM205 253L206 254H208V255H205ZM35 253H33L32 254V256H34V258H33V262H32V260H26V259H32V258H28L25 254H23V255H25V259L24 260H26V261H31L30 263L31 264H38L37 263V261L36 260H38V259H36L37 258V255H34ZM70 254V255H69ZM71 254H73L72 256H74V257H72L71 256ZM76 254V255H75ZM85 254V255H84ZM94 254V255H93ZM118 255V256H121V257H123L124 256V254H125V256H127V258L128 257H130V259H131V261H129V262H125V257L124 258H119V257H116V255ZM146 254V255H145ZM18 258L16 259L17 261H19V257H20V255L23 257V255L22 254H19L18 253ZM52 255H54L53 256V258L51 257ZM94 257H93V256ZM139 255V256H138ZM140 255H145V256H140ZM163 255H166V256H163ZM173 255H175V256H173ZM177 255V256H176ZM179 255V256H178ZM1 256H4V254H0V257ZM86 256H92L93 258H91V257H86ZM98 256V257H97ZM168 256V258H166ZM6 257V256H5ZM8 257V256H7ZM10 257V258H9ZM8 258H4V257H2V259L3 260H1V261H6L7 260V262H9L8 260H10L11 259V256H9ZM22 257H20V258H22ZM47 257H48V254H47ZM100 257V258H99ZM171 257V258H170ZM177 257V258H176ZM179 257H181V258H179ZM75 258H78V259H75ZM115 258V259H114ZM64 259V260H63ZM70 259V260H69ZM91 259H94L93 261H91ZM130 259H128V260H130ZM163 259L165 260V259H167V260H169V261H163ZM12 260V259H11ZM50 260V261H49ZM62 260V261H61ZM116 260V262H113V261H115ZM144 260H143V262H144ZM160 260V262H158ZM1 261H0V264H5V262H2L1 263ZM17 261H14V262H17ZM20 261H23V260H20ZM34 261H36V262H34ZM49 261V262H48ZM52 261V262H51ZM63 261H65V262H67V263H64ZM13 262V261H12ZM11 261L9 262V264L10 263H12ZM54 262V263H53ZM158 262V263H157ZM162 262V263H161ZM254 262H258V263H254ZM19 263H21L22 264V262H19ZM19 263H16V264H19ZM25 263V262H24ZM29 263V264H30ZM25 264H27V263H25ZM83 264H85V263H83ZM89 264V263H88ZM141 264H144V263H141Z\"/></svg>","mask_w":264,"mask_h":264}]
</instances>
